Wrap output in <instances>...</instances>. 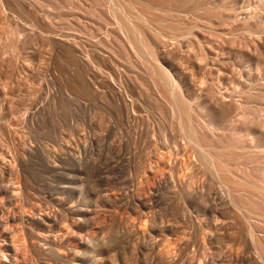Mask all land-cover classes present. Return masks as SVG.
Masks as SVG:
<instances>
[{"label":"rangeland","instance_id":"1","mask_svg":"<svg viewBox=\"0 0 264 264\" xmlns=\"http://www.w3.org/2000/svg\"><path fill=\"white\" fill-rule=\"evenodd\" d=\"M163 2H166L164 0H161ZM201 0H196V25L200 28H197L196 29V34H202V37L205 41V46L206 44H208L207 46H212L215 50V52L213 51V54L208 56L207 54H205V52H203V50L196 44V59L194 57H189V54L188 56L186 55V52L187 50L189 51V49L187 48H184L185 49V52H183L182 56H176V55H170L169 56V61L167 64H164L162 65L160 63V66H163L164 69H167L166 71H170V74L172 73V75H174V73L177 71V72H180V73H186V76L188 78V81L191 82L194 86L193 89H194V95H193V98L191 99L192 102H195L197 103L196 105H199V104H207V105H211L213 103L212 99H213V96H212V91L214 92H218V94L220 93V91H222L220 94H232V92H237V91H240V83L241 84H246L248 85L249 83L252 84V86H249V87H256L257 83L260 85V86H263L264 85V0H241V2L239 4H237V6H235L233 8V5H235L234 3L237 1V0H202L201 3H199ZM212 1V2H211ZM243 1V2H242ZM246 1V2H245ZM249 1V2H248ZM245 2V3H244ZM204 3V4H202ZM210 5H209V4ZM215 3V4H214ZM244 3V5H243ZM200 4V5H198ZM213 4V6H212ZM227 4V5H226ZM215 5H218V6H215ZM227 6L226 10L223 9V10H219V12L217 11V7H221L223 6L224 7ZM232 7H231V6ZM261 5V6H260ZM210 6V7H209ZM212 6V7H211ZM199 7V8H198ZM205 7L207 10H210L209 12L212 13V11H214L215 13V16H213L212 14H210L209 12L205 11L206 9L203 8ZM209 7V9H208ZM245 9H243V8ZM253 7V8H252ZM203 8V9H202ZM212 8V9H211ZM233 8V11L232 13L234 15L237 14L235 20H231L230 22L233 23V27H231L232 31L230 30V27L229 25H231L230 22L228 23H225L223 21V23H221V19H219L220 17H225L227 15V13L229 11H231L230 9ZM242 10H241V9ZM261 8V9H260ZM197 9H200L202 11H199ZM222 9V8H221ZM254 9V10H253ZM212 10V11H211ZM216 10V11H215ZM229 10V11H228ZM235 10V11H234ZM237 10V11H236ZM261 10V11H259ZM55 11V12H54ZM58 11H63V10H53L52 12H54V14H52V18H53V21L56 18V21L59 22L60 21V25H62L63 27H67L69 25H67L68 23H73L74 27L77 28V27H80L76 24V22H73L74 19H73V16L71 14V12L69 10H64L63 12H57ZM67 11V12H66ZM199 11V12H197ZM205 11V12H204ZM227 11V12H226ZM242 11V12H241ZM201 12L205 13V14H201ZM207 12V13H206ZM245 12V13H244ZM248 12V13H247ZM259 12V13H258ZM57 13V15H56ZM70 13V14H69ZM210 15H209V14ZM216 13H218L216 15ZM224 13V14H223ZM230 13V12H229ZM228 13V14H229ZM241 13L242 15H239ZM199 14V15H198ZM201 14V15H200ZM257 14V15H256ZM262 16H261V15ZM3 12H1L0 10V148H2V146H4L3 148L6 149L7 145H9L8 143H11L7 148L10 149V153L13 151L12 149H14L13 146H15V151L17 149L16 152H14L15 154H8L6 153L7 152V149L4 151L3 149H0L1 151L3 150L4 152L2 153H5L8 157H6L8 163L10 164H14L16 163L15 160H14V157H20V155L22 156L21 158H19L20 160L24 157L25 160L23 161V159L21 161H23L24 165H23V170L21 171L24 172L22 174H25V175H28V180L29 182L31 183V185L34 187L36 186L39 190L43 191V192H50L52 194H54L55 196H59V194L61 193H64V195L66 196L67 200H66V203L68 208H72L74 207L76 204H79L81 205L83 208H88V207H92L93 205H97L99 204L98 207V210L96 212H98L99 210L102 211L100 212L99 211V214L96 215L94 214V219H93V216H92V223L90 224V227L89 229H87V232L89 231V233H81L82 236L86 235V237L89 239L91 236L93 238H90L92 240H94L93 242L91 241L90 244H94L95 242V245L98 244V246H103L104 248L107 247V254L105 255H102L99 257L100 261L103 259L102 263L99 262V264H110L111 261L113 260H117L116 259V256L114 257L113 255L114 254H118L117 256L119 257L118 258V261L120 260V263L121 264H128V263H140V264H150V259H151V264H184L182 263L183 260H185V264H200V262H202L201 260H206V259H209L207 260L208 264H233L234 261L236 263L234 264H261L257 261V258L255 257V253L254 250H253V245H252V240L250 238H243L244 242L241 241V237H242V232L244 230V227H245V223L244 221L241 219V216L238 212H236L235 210L231 211L230 208H229V203L226 202L225 200H227L224 196H226L225 194V191L222 187H220V184L217 183V181L215 179H213L207 172L208 175H206V173L203 171H201L203 174V176L201 175V173L199 172H196L198 174H190V170L193 166L197 165L196 161L199 160L200 158V151L199 150H196L193 148V146H191L189 143V140L187 141V139H184V135H182V137L180 136V134H176V130H172L170 129V126L169 124L165 123L164 119H166L165 115L164 117L161 115L162 113H160V108L161 106L164 107V110L166 111L167 109V106H166V101L164 98H166V96L162 93L160 96V94L158 95V93L156 92L155 88L153 87L151 89L150 85H152V83L150 84V77H149V72H150V69L147 68L146 66H143L142 64H136L137 61H132L131 60V57L128 58V56H125V55H121L119 54L118 55V60L112 58V59H107L105 58L104 60L105 61H100V63H92V64H96L94 65L95 67H90L88 68V70L90 71H86L85 70V66L83 64H80V70L82 72H84V70L86 71V73L84 72V76L88 73L87 75V78L90 77V80L95 83V80L98 79V82H99V85L101 86V93L100 95H93L92 93H89V92H81L80 89L77 87V86H74L73 84L70 83V79L73 78V70L71 69V67H68L69 64L67 63V59L61 55H59L58 53H53L50 52L52 50L51 47V40L49 41L50 37L49 35H44L43 38L42 36H39V35H36V31L32 32L34 30V27H32L31 31L29 28H31V25H29V27H26L25 24H18L13 22L11 23L10 25H15V26H10L9 27V23L7 22V20H5V16H3ZM205 15V16H204ZM209 17H208V16ZM223 15V16H222ZM239 15V16H238ZM255 15V16H254ZM55 16V17H54ZM64 18H62V17ZM68 16V17H66ZM200 16V18H198ZM207 16V17H206ZM243 17V19H248V22L249 25H251L249 27V29H247V31H244L245 34L243 35H240L242 36V38L238 35L239 33H237V31L234 32V27L237 26V24L235 25L236 23V20H242L241 17ZM259 16V17H258ZM61 17V18H60ZM209 18V19H206V18ZM211 17V18H210ZM218 17V18H217ZM238 17V18H237ZM254 17V18H253ZM262 17V18H261ZM88 16H86V20H87ZM91 17L89 16L88 18V22L89 23H93L92 21H89ZM217 18V19H216ZM258 18V19H257ZM63 19V20H62ZM73 19V21H72ZM92 19V18H91ZM202 19H205L206 20V23L203 22ZM212 19L213 23L211 22L210 23V20ZM59 20V21H58ZM70 20V21H69ZM94 20V24H92L93 27H91V25H88L86 28H77V29H81L80 31L82 32V35H84L83 33H85V35L87 36L85 38V35L83 36L86 40L88 39V36L91 38V36H94L95 40L92 39L90 43H94V42H97L98 40H102L105 36L104 31L106 32V27L107 26H103L104 22L102 23V21L99 19H93ZM202 20V24H204V26L202 24H200L199 22ZM251 20V21H249ZM54 21V22H56ZM62 21V23H61ZM65 21V23H64ZM68 21V23H66ZM76 21V20H75ZM97 21V23H96ZM199 21V22H198ZM220 21V22H219ZM235 21V23H234ZM255 21V22H254ZM263 21V22H262ZM209 22V23H208ZM100 25H99V24ZM102 23V25H101ZM198 23V24H197ZM224 23L225 25L227 26V28L224 27ZM256 25H255V24ZM259 23V25H258ZM8 24V25H7ZM58 24V25H59ZM106 24V23H105ZM209 24V25H208ZM223 24V26H221ZM228 24V25H227ZM254 24V25H253ZM67 25V26H66ZM97 25V26H96ZM101 26V30L103 32H101V30H99V26ZM212 25V27H211ZM218 25H220L221 27H224L223 29H221V27H219ZM261 25V28L260 30H257L258 27ZM18 26V27H17ZM28 26V25H27ZM97 27V30H96V27ZM113 26V25H112ZM254 26V27H253ZM13 27H15V29H17L16 31H13L15 30ZM22 28L23 30L20 29V31L22 32H18V29L19 28ZM105 27V28H104ZM111 27V25L109 26ZM181 27V26H180ZM229 27V28H228ZM251 27H252V31L251 30ZM13 28V32L12 31H9ZM91 28V29H90ZM163 28V27H162ZM177 28H179V26H177ZM202 28V29H201ZM211 28V29H210ZM214 28V29H212ZM217 28V29H216ZM26 29V30H24ZM86 29V30H85ZM88 29V30H87ZM92 32V33L89 31ZM166 32L168 30H166V28H163ZM206 29V30H205ZM210 29V30H209ZM220 29V30H219ZM85 32H83V31ZM204 30L207 32V35L204 36L206 34V32H204ZM218 32H217V31ZM223 30V31H222ZM200 31H202L203 33H201ZM215 31V32H214ZM230 31V32H229ZM252 31V32H251ZM16 32V33H15ZM27 32V33H26ZM31 32V33H30ZM94 34V35H87V34ZM221 32V33H219ZM225 32V36L227 38H230L227 39V38H222V39H219V37H224V33ZM232 32V33H231ZM247 32V33H246ZM251 32V33H250ZM257 32V33H256ZM13 36H12V34ZM23 33V34H22ZM26 33V34H25ZM29 33V34H28ZM87 33V34H86ZM205 33V34H204ZM209 33H212L211 36H208ZM215 33V35H214ZM217 33H219L217 35ZM231 33V37H229L230 35L229 34ZM249 33V34H248ZM252 33H253V36H252ZM22 37H17L19 35ZM28 34V35H27ZM35 34V35H34ZM38 34V33H37ZM97 34V35H96ZM234 34H237V39L236 35ZM16 35V37H15ZM223 35V36H221ZM233 35V36H232ZM247 35V37H246ZM251 35V36H250ZM28 36V37H27ZM103 36V37H102ZM167 35H164L163 38L167 39V41L169 42V44L167 45L166 44V47L168 49L169 47V50H173L174 47L177 45L176 42H174L173 40H168V37L166 38ZM218 36V38H217ZM244 36V37H243ZM27 37V38H26ZM41 37V39H40ZM49 37V38H48ZM206 37V39H205ZM214 37V38H213ZM259 37V38H258ZM48 38V40H47ZM101 38V39H99ZM162 38V40H164ZM211 38V39H210ZM213 38V39H212ZM235 38V39H234ZM241 38V39H240ZM98 39V40H97ZM219 39V41H218ZM224 39V40H223ZM232 39V40H231ZM89 40V39H88ZM209 40V41H207ZM221 40V41H220ZM223 40V42H222ZM226 40V41H225ZM240 40H241V43H240ZM244 40V41H242ZM247 40V41H246ZM44 41V42H43ZM93 41V42H92ZM165 41V40H164ZM213 41V42H212ZM237 41V42H236ZM208 42V43H207ZM217 42V43H216ZM220 42V43H219ZM225 42V43H224ZM255 42V44H254ZM172 43V44H171ZM219 43V44H218ZM257 43V44H256ZM47 44V45H46ZM211 44V45H210ZM237 44V45H236ZM170 45V46H169ZM220 45V46H219ZM255 45V46H254ZM259 45V46H258ZM171 46H173L171 49ZM249 46V47H248ZM47 47V48H46ZM49 47V48H48ZM198 47V48H197ZM217 47V48H215ZM257 47V48H256ZM260 47V48H258ZM251 48V49H250ZM51 49V50H50ZM217 49V50H216ZM256 49H257V52H256ZM200 50V52H199ZM49 51V53H48ZM203 52V53H201ZM217 52V53H216ZM219 52V53H218ZM251 54V55H250ZM121 55V56H120ZM200 55V56H199ZM204 55V56H203ZM223 55V56H222ZM3 56V57H2ZM57 56V57H56ZM191 56V55H190ZM215 59H213L212 58ZM218 56V57H217ZM172 57V58H171ZM189 57V58H187ZM209 57V59H208ZM65 60H64V59ZM117 58V56H116ZM122 60L120 61L119 60ZM128 58V59H127ZM134 58V57H133ZM132 58V59H133ZM172 59V62H171V59ZM205 58V59H204ZM212 58V60H211ZM262 58V59H261ZM130 59V61H129ZM183 59V60H182ZM188 59V60H187ZM110 63H109V61ZM115 62H114V61ZM135 60V59H133ZM197 60H200V64L197 63L199 61ZM206 61V65L204 63H202L203 61ZM211 60V62H210ZM113 61V62H111ZM117 61V62H116ZM119 61V62H118ZM181 61V62H180ZM208 61L210 63H208ZM220 61L222 62L221 64L223 66H226L224 67L225 70L227 69L228 71H223V73H221L222 71H217V69H219L220 67L218 66L220 64ZM99 62V61H98ZM122 62V64H121ZM126 63V64H123ZM134 62V64H133ZM218 62V63H216ZM230 62V63H229ZM112 63H117L116 67L115 65L113 66ZM120 63V64H119ZM138 63V62H137ZM179 63V64H178ZM195 63L196 64V67H195ZM226 65H225V64ZM65 64V65H64ZM91 64V65H92ZM159 64V63H158ZM204 64V65H203ZM211 64V65H209ZM218 64V65H217ZM134 66V68L132 69V67ZM135 65H136V68L138 69L137 71H134L136 68H135ZM184 67H183V66ZM200 65V66H199ZM215 65H216V68H215ZM229 65V66H228ZM235 65V66H233ZM100 66V67H99ZM108 66V67H107ZM205 66V67H204ZM210 69H209V67ZM119 67V68H117ZM122 67V68H121ZM129 67V68H128ZM140 67V68H139ZM146 67V69H145ZM166 67V68H165ZM188 67V68H187ZM198 67V68H197ZM200 67V68H199ZM208 67V68H207ZM70 68V69H69ZM102 68V69H101ZM106 70H105V69ZM142 68V69H141ZM203 68V69H201ZM215 68V69H214ZM235 68V69H234ZM246 68V69H245ZM93 69H96L97 72H100V73H94L95 70L93 71ZM109 69V70H108ZM114 69V70H113ZM119 69V70H117ZM124 69V72L123 70ZM144 69V70H143ZM189 69V70H188ZM195 69V70H194ZM253 69V70H252ZM92 70V71H91ZM105 70V71H104ZM129 70H130V74H131V77L129 78L128 76L130 75L129 74ZM133 70V71H132ZM139 70L141 73H139ZM149 70V72L147 71ZM191 70V71H190ZM204 70V71H203ZM241 70V71H240ZM125 71L126 73H128L127 75H125ZM144 71V72H143ZM189 71V73H188ZM90 72V73H89ZM92 72V73H91ZM110 72V73H109ZM121 72V73H120ZM195 72H196V75H195ZM207 72V73H206ZM226 72V73H224ZM240 72V73H239ZM133 73V74H132ZM146 73V74H144ZM192 73V74H191ZM221 73V74H220ZM240 75H239V74ZM255 73V74H254ZM66 74V75H65ZM91 74V75H90ZM93 74V75H92ZM95 75V78L93 77ZM98 74L100 75V79H99V76ZM104 74V75H103ZM117 74V75H116ZM137 77H133L135 75ZM195 76H194V75ZM231 74V75H230ZM233 74H235V76H232ZM238 74V75H237ZM246 75L245 77V80L244 78L242 79V75ZM250 74V75H249ZM252 74V75H251ZM258 74V75H257ZM90 75V76H89ZM110 76V77H106V76ZM120 75V76H118ZM133 75V76H132ZM141 75V76H140ZM144 77H143V76ZM146 75V77H145ZM191 75V76H190ZM222 75V76H220ZM83 76V78H85ZM89 76V77H88ZM111 76L113 77H116L118 80H116L115 78V81H116V84H118V87L121 88L122 86L124 87L121 88L122 91H120L122 94L121 96L125 95V96H133V97H124L126 98V100L128 101L129 99L132 100V99H137V100H132V102H135L137 103V106L140 107L138 108L135 104H134V109L137 107V109H135L136 111V115H133V116H130V117H125L123 116L122 114V111H121V105H119V100L117 99V97L113 96V94L111 93H108L107 91V87L106 85H108V79L111 78ZM118 76V77H117ZM123 76V77H122ZM141 78H140V77ZM212 76V78H211ZM225 76V77H224ZM232 76V78H231ZM250 76V77H249ZM252 76V77H251ZM68 77H70L68 79ZM119 77L120 80H119ZM222 77V82L224 81V83L220 82L218 80L219 78ZM237 77H241L240 79H237ZM248 77V78H247ZM255 77V78H254ZM64 78V79H63ZM136 78V79H135ZM138 78V79H137ZM141 79V83L144 85L143 87L145 88H150L148 89L149 90V93L147 94V89L144 90L145 88H141L140 89V85H142L140 83V80ZM147 78V79H146ZM193 78V79H192ZM214 78V79H213ZM251 78V79H250ZM124 81H123V80ZM135 80L131 82V80ZM192 79V80H191ZM196 81H195V80ZM198 79V81H197ZM200 79V80H199ZM250 79V80H249ZM253 79V80H252ZM257 79V80H256ZM64 80V81H63ZM107 80V82H106ZM110 80V79H109ZM123 82H122V81ZM148 80V81H147ZM239 80V82H237ZM244 80V81H242ZM262 80V81H261ZM83 81H87V79H84ZM118 81H121V82H118ZM127 81V82H126ZM140 83H138V82ZM145 81V82H144ZM147 81V82H146ZM202 81V83H201ZM209 81V82H208ZM211 81V83H210ZM249 81V82H248ZM256 81V82H255ZM68 85H67V83ZM207 82V83H206ZM219 82V83H218ZM236 82H237V87L236 86ZM102 83V84H101ZM106 83V84H105ZM120 83V84H119ZM134 83V84H133ZM138 83V84H137ZM190 83V84H191ZM198 83V84H197ZM201 83V84H200ZM210 83V84H209ZM65 84V85H64ZM123 84V85H122ZM136 84V85H135ZM200 84V85H199ZM212 84V85H211ZM216 84V85H215ZM223 84V85H222ZM235 86H234V85ZM254 84V85H253ZM70 85V86H69ZM120 85V86H119ZM122 85V86H121ZM199 85V87H198ZM206 86V89H205V86ZM65 86V87H64ZM98 86V85H97ZM106 86V87H105ZM126 86V87H125ZM129 86V87H128ZM133 86V87H132ZM197 86V87H196ZM202 86V87H201ZM208 86V87H207ZM210 86V87H209ZM218 86V87H216ZM106 89V92L105 93V89ZM138 87V88H137ZM234 87V88H233ZM235 87H236V90H235ZM68 88V89H67ZM72 88V89H70ZM127 88V89H126ZM132 88V89H131ZM208 88V89H207ZM215 88V89H214ZM230 88V89H229ZM238 88V89H237ZM103 89V91H102ZM220 89V91H219ZM64 90V91H63ZM124 90H126L124 92ZM129 90V92L127 91ZM141 90V91H140ZM69 93H68V92ZM72 91L74 92L72 94ZM132 91V92H131ZM135 91V92H134ZM140 91V92H139ZM204 91V92H203ZM91 92V91H90ZM151 92H155V93H151ZM77 93V94H76ZM83 93V94H82ZM128 93V95H126ZM151 93V94H150ZM157 93V95H156ZM201 93V94H199ZM69 94V95H68ZM86 94V95H84ZM146 94V95H145ZM209 94V95H208ZM236 94V93H235ZM83 95V96H82ZM93 95V96H92ZM104 95H106L104 97ZM111 95V96H110ZM200 95V96H199ZM233 95V94H232ZM82 96V97H81ZM92 96V97H90ZM122 96V97H123ZM140 98H139V97ZM155 96V98H154ZM67 97V98H66ZM81 97V98H80ZM86 97V98H85ZM88 97L90 99H88ZM93 97H97V101L95 100V98ZM121 97V98H122ZM138 97V98H137ZM153 97V98H152ZM159 99V101H157V98ZM74 98V99H73ZM94 100H93V99ZM100 98V100H99ZM104 98V99H102ZM144 98V99H143ZM146 98V99H145ZM197 98V99H196ZM110 99V100H109ZM116 99V100H115ZM139 99V100H138ZM163 99V102L165 105H163V102L162 100ZM239 99L236 98V100ZM64 100V101H63ZM67 100V101H66ZM73 100V101H72ZM81 100V101H80ZM103 100V101H101ZM197 100V101H195ZM201 100H202V103H201ZM207 100V101H205ZM209 100V101H208ZM257 100V101H256ZM255 100V107L253 108H258L260 107V109H264V98H256ZM262 100V101H261ZM100 101V103H99ZM109 101V102H108ZM116 101V102H115ZM240 101V99L238 100ZM89 102V103H88ZM104 104H103V103ZM212 102V103H211ZM83 103H85L86 105H84ZM92 103V104H91ZM128 103H130L128 101ZM160 103V104H159ZM162 103V104H161ZM57 104V105H56ZM108 104V105H107ZM62 105V106H61ZM93 105V106H92ZM57 106V107H56ZM103 106V107H102ZM106 106V107H105ZM154 106V107H153ZM145 107H147L145 109ZM105 108V109H104ZM61 109V110H60ZM145 109V110H144ZM157 109V110H156ZM142 110V111H141ZM105 111V112H104ZM108 111V112H107ZM139 111V112H138ZM141 113V114H139ZM260 113H263L262 115H264V111L262 110V112ZM105 114V115H103ZM110 114V115H109ZM144 114V115H143ZM107 115V116H106ZM139 116L140 118V122H139V119H135L134 117L136 116ZM236 115H238L236 117ZM261 115V114H260ZM261 115V116H262ZM96 116V117H95ZM119 116V117H118ZM137 116V117H138ZM142 116V118H141ZM154 118H152V117ZM145 117V118H144ZM148 117V118H147ZM151 119H150V118ZM163 117V118H162ZM264 116H262L263 118ZM96 118V119H95ZM118 120H117V119ZM120 118V120H119ZM131 118L133 120H131ZM225 123L228 124V126H243V123L241 121V117L239 116V113L237 114H233L232 116H226L225 117ZM231 118V119H230ZM235 118V120H234ZM239 118V119H238ZM123 119V121H122ZM125 119V120H124ZM127 119V120H126ZM129 119V120H128ZM156 119V120H155ZM230 119V120H229ZM111 120V121H109ZM160 120V121H159ZM238 120V121H236ZM139 122V125L138 122L136 123H132V122ZM152 121V122H151ZM232 121V122H231ZM124 122V123H123ZM128 122V123H127ZM163 122V124H162ZM231 122V123H230ZM237 124H235V123ZM123 123V124H122ZM159 123V124H158ZM165 123V125H164ZM242 123V124H241ZM10 124V125H9ZM122 124V125H121ZM232 124V125H231ZM102 125V126H101ZM124 125V126H123ZM160 125V127H159ZM164 125V126H163ZM75 126V127H74ZM101 126V127H100ZM141 126V127H140ZM143 126V127H142ZM167 126V127H166ZM6 127V128H5ZM130 127V128H129ZM140 127V128H139ZM166 127V129H165ZM113 128V129H112ZM139 128V129H138ZM148 128V129H147ZM145 129V130H144ZM162 129H164L165 132H167V134H162L160 132V130L162 131ZM128 130V131H127ZM156 130V131H155ZM145 131V132H144ZM155 131V132H154ZM174 131V133H173ZM88 132V133H87ZM100 132V133H99ZM105 132V133H104ZM144 134H143V133ZM87 133V134H86ZM121 133V134H120ZM138 133V134H137ZM161 133V134H160ZM5 134V136H3ZM12 134V136H11ZM14 134V135H13ZM16 134V135H15ZM89 134V135H88ZM142 134V135H141ZM10 138H14V141L13 142H10L11 140L8 139V137ZM72 135V136H70ZM165 135V136H164ZM176 135V137H175ZM200 135V139H203L202 137L204 136L203 134H199ZM223 135L225 134H216V140L215 141H209L207 142L208 140H206V143L205 146L208 148H212V144H213V147L215 146V148L217 149H220V147H222L220 150H224L226 149L224 152H229V156H227V152L226 154L223 153L222 151V154L221 156L225 159V161L228 163L229 162V166L231 169L234 170L233 166L235 167V169H237L238 171L240 172H245L247 170V172H245L244 174L243 173H238L237 170L234 171V175H236V177L240 178L241 175L243 174L244 176L245 175H248L247 177H249V179L253 180V179H257L258 182L260 180V183L262 185H264V172L262 170H264V152H262L260 154V152H257V153H253L254 155L257 154V155H253L251 152H256L258 150L254 149L252 146H254V140H258L259 137L261 134H250V138L246 139V140H243L244 138H247V135L249 134H244L242 136L236 134L234 136H236L235 138L237 140H240L238 141L237 143V140L233 137V134H227L228 136L225 135V137H223ZM246 135V137H245ZM85 136H89L91 138V140H88L87 137L86 140H82V139H85L84 137ZM102 136V137H101ZM122 138H120V137ZM149 136V137H148ZM157 136V138L155 137ZM220 136V137H219ZM253 136V137H251ZM2 137V138H1ZM5 139H4V138ZM16 137V139H15ZM74 139H73V138ZM82 140H80L79 139ZM82 137V138H81ZM153 137V138H151ZM178 137V138H177ZM233 137V138H232ZM240 137H243V138H240ZM27 138V139H26ZM71 138V139H70ZM89 138V139H90ZM174 138H177L174 139ZM179 138H182V139H179ZM217 138H220V141H218L219 139ZM228 138V139H227ZM239 138V139H238ZM253 141H252V139ZM22 139V140H20ZM64 139V140H63ZM67 139V140H66ZM116 139V140H115ZM123 141H122V140ZM145 139V140H144ZM233 139V140H232ZM3 140H7L6 142H4ZM10 140V141H9ZM70 140V141H69ZM73 140V141H72ZM74 140L75 143H74ZM156 140V141H155ZM185 141L187 143V145L183 142ZM223 140V141H221ZM228 140V141H227ZM232 140V141H230ZM247 140H250L252 141V145H250ZM9 141V142H8ZM24 141V142H23ZM27 141V143H26ZM62 141V142H61ZM65 141H67L65 143ZM71 143V145L68 143ZM80 141V142H78ZM85 141V142H84ZM92 143H90V142ZM122 143H121V142ZM154 141V142H153ZM160 141V142H159ZM166 141V142H164ZM176 141L177 144L174 142ZM181 141V142H180ZM202 141H205V139H203ZM224 141H225V144H224ZM234 141V142H233ZM3 142H4V145H3ZM20 143V146L18 145V143ZM65 144L62 146V144ZM64 142V143H63ZM76 142H78L79 144H77ZM88 144H87V143ZM115 142V143H114ZM157 142V143H156ZM169 142V143H168ZM210 142H214V143H210ZM223 142V143H222ZM241 142V143H240ZM17 143V144H16ZM86 145L84 148L83 144ZM122 146H121V144ZM183 143V144H182ZM203 143V142H202ZM234 143V144H233ZM246 143L248 145H246ZM75 144V145H73ZM81 145L79 148V146L77 145ZM119 144L121 146V148L119 147ZM147 144V145H146ZM172 144H173V147L174 149L177 150V148H179L176 152L174 149H172ZM190 146H189V145ZM210 144V145H209ZM221 144V145H220ZM223 144V145H222ZM232 144V147L229 146ZM240 144V145H239ZM246 145L247 146V151L246 153L244 154L243 152H239L237 151V147L238 145L241 146V145ZM12 145V146H11ZM26 147H24V146ZM32 145V146H31ZM47 149H46V147ZM48 145V146H47ZM67 145H70V146H67ZM83 145V146H82ZM90 145V147H88ZM94 145V147H93ZM158 145V146H157ZM177 147H175V146ZM178 145V146H177ZM181 145V146H179ZM186 145V147L183 146ZM250 145V146H249ZM11 146V148H10ZM34 146V147H33ZM60 146V147H59ZM64 146H67V147H64ZM75 146V148H74ZM189 146V147H188ZM203 146H204V143H203ZM219 146V147H218ZM224 146V147H223ZM229 146V147H228ZM249 146V147H248ZM20 147V148H19ZM31 147V148H30ZM50 147V148H49ZM62 147V148H61ZM71 147V149H70ZM158 147V148H157ZM185 149V151L182 149ZM192 147V148H191ZM205 147V148H206ZM234 150V152H230L232 151V149ZM235 147V148H234ZM72 148H74L72 150ZM79 148V149H78ZM90 148V149H89ZM144 148V149H143ZM155 148V149H154ZM170 150V154H168L167 150L168 149ZM191 148V149H190ZM224 148V149H223ZM253 148V150H256V151H249V149ZM20 149V150H18ZM29 149V151H28ZM31 149V150H30ZM48 150L47 152L45 151ZM62 149V150H60ZM68 149V150H67ZM81 149V150H80ZM84 149L85 152H84ZM117 149V150H116ZM122 149V150H121ZM165 149V150H164ZM190 149V150H189ZM193 149V150H192ZM230 149V150H228ZM44 150V151H42ZM80 150V152H79ZM93 150V151H92ZM120 150V151H119ZM132 150V151H131ZM181 152H180V151ZM186 150H188L189 154H187L188 156H185L186 155ZM196 150V151H195ZM241 150V149H239ZM0 151V152H1ZM8 151V152H9ZM19 151H22L21 153ZM36 151V152H35ZM119 151V152H117ZM160 151H163V154H161L162 158L160 157ZM173 151V153L175 154H172L171 152ZM192 151V152H191ZM197 151H198V155L199 157L197 156ZM249 151V153H248ZM27 152V153H26ZM43 152V153H42ZM72 152L74 154H72ZM91 152V154L89 153ZM117 152V153H116ZM165 152V153H164ZM185 155H184V153ZM194 152V153H193ZM25 153V154H24ZM30 153V154H29ZM66 153V154H65ZM68 153V154H67ZM86 153V154H85ZM89 153V154H88ZM148 153V154H147ZM159 153V154H158ZM196 153V154H195ZM233 153V154H232ZM24 154V155H23ZM32 154V155H31ZM37 154V155H36ZM46 154V156L44 155ZM64 154V155H63ZM76 154V155H75ZM88 154V155H87ZM146 154V155H145ZM165 154V155H164ZM168 156H167V155ZM178 154V155H177ZM192 154H195L192 155ZM242 154V155H241ZM259 154V155H258ZM28 157H26V156ZM53 155V156H51ZM69 157V161H68V157ZM73 155L76 156V159L77 161L74 160L75 156L73 157ZM79 155V156H77ZM87 155V157L85 156ZM141 155H145L144 158L143 156ZM148 155V156H147ZM158 155V156H157ZM178 157H177V156ZM181 155V156H180ZM241 155V156H240ZM250 155V156H249ZM35 156V158H34ZM51 156V157H50ZM54 156H58L57 158L54 157ZM83 156V157H82ZM90 156V157H89ZM123 156V157H121ZM157 156V157H156ZM165 156V157H164ZM177 157V158H174V157ZM183 156V157H182ZM192 156V157H190ZM227 156V157H225ZM236 158H235V157ZM247 156V157H246ZM249 156V157H248ZM254 156V157H253ZM13 157V158H12ZM62 157V158H61ZM101 157V158H100ZM142 157V158H141ZM168 157V159H167ZM172 157V158H170ZM183 159V161L180 159V158ZM190 158L191 161H190ZM196 157V158H194ZM198 157V158H197ZM242 157V158H241ZM259 157V158H258ZM48 158L50 160H48ZM54 158V160H53ZM64 158V160H63ZM78 158H81V159H78ZM84 158H86V160H84ZM114 158V159H113ZM125 158V160H124ZM148 158V161L146 162ZM230 158V159H229ZM250 158V159H249ZM6 159L4 160L5 162L3 164H5L7 161ZM93 159V160H92ZM106 159V160H105ZM110 159L113 161L111 162ZM123 159V160H122ZM135 159V160H134ZM140 159V160H139ZM165 159H167L166 161H170L169 163L165 161ZM171 159V160H169ZM173 159V160H172ZM175 159V160H174ZM178 159V161H182V163L184 161V163H180V161L178 162L177 161V164L174 165L176 163V160ZM185 159V160H184ZM196 161H193L195 160ZM14 160V161H12ZM51 160H53L54 162H56V164H54V162H52ZM56 160V161H55ZM81 160V162H80ZM96 160V161H95ZM116 160V161H115ZM142 160V161H141ZM154 160V161H153ZM162 160V161H161ZM228 160H232V161H228ZM253 160V165L251 166V162ZM11 161V162H10ZM60 161V162H59ZM65 161V162H64ZM85 163H84V162ZM103 161V162H102ZM110 161V162H109ZM115 161V163H114ZM139 161L140 162V165H139ZM174 161V162H173ZM190 161V162H189ZM255 161V162H254ZM263 161V162H261ZM18 162V161H17ZM50 162V164H49ZM73 164H72V163ZM78 162V164H77ZM80 162V163H79ZM108 162V167L106 166ZM120 165H119V163ZM128 162V163H127ZM157 162V163H156ZM173 162V164L171 163ZM192 162V163H191ZM261 162V163H260ZM6 163V164H8ZM58 163V165H57ZM76 163V164H75ZM105 163V164H104ZM118 163V164H117ZM151 163V164H150ZM167 163V164H166ZM180 163V164H179ZM192 165H190V164ZM195 163V164H194ZM232 163V164H231ZM255 163V164H254ZM1 164L0 165V168L1 166L3 165ZM69 164V165H68ZM80 164V165H79ZM82 164V165H81ZM116 166H115V165ZM145 164V167H143ZM187 164V166H186ZM234 164V165H233ZM237 164V165H236ZM250 164V165H249ZM256 164L257 167H256ZM16 166V168L20 169L19 166H17L18 164H14ZM28 165V166H27ZM52 165V167L50 166ZM54 165V166H53ZM65 165V166H64ZM74 165H77V166H74ZM112 165V166H111ZM143 165V166H142ZM160 165V166H159ZM162 165V166H161ZM181 167H183V165L185 166V168L183 167V170ZM190 165V166H189ZM232 165V167H231ZM240 165V167L238 166ZM261 165V166H260ZM13 166V165H12ZM49 166V167H48ZM82 166V167H81ZM84 166V167H83ZM110 166V167H109ZM118 166V167H117ZM136 166V167H135ZM142 168H140V167ZM154 166V167H153ZM156 166V167H155ZM166 166H170V167H167ZM242 166V167H241ZM253 168H251V167ZM27 167V169H26ZM102 167V168H101ZM120 167V168H119ZM123 167V168H122ZM128 167V169H126ZM132 167H133V170H132ZM174 167V169H173ZM178 167H180V171H178ZM186 167H187V170H186ZM239 167V168H238ZM263 167V168H262ZM63 168V169H62ZM67 168V170L65 169ZM75 168V169H74ZM84 168V169H83ZM105 168V169H104ZM111 168V169H109ZM122 168V169H121ZM152 170H151V169ZM246 168V169H245ZM250 170H249V169ZM261 168V169H259ZM83 171H82V170ZM101 169V170H100ZM109 171H108V170ZM114 169V170H113ZM135 169V170H134ZM140 169V170H139ZM164 169H166L168 172H164ZM186 171H185V170ZM190 169V170H189ZM26 170V171H25ZM54 170V171H53ZM75 172H74V171ZM128 170V171H127ZM159 170V171H157ZM163 170V172H161ZM232 170V171H233ZM1 171V170H0ZM48 171V172H47ZM64 171V172H63ZM73 171V172H72ZM114 171V172H113ZM130 171H131V174H130ZM134 173H133V172ZM141 171V173H140ZM144 171V173H143ZM153 171V172H152ZM170 171V173H169ZM173 171V172H172ZM178 171V173H177ZM183 171V172H182ZM184 171L187 173V171L189 173H184ZM262 173H261V172ZM32 173L33 174H28V173ZM52 172V173H51ZM60 173V176H59V173ZM69 172V173H68ZM100 172V173H99ZM103 172V173H102ZM113 172V173H112ZM125 172V173H124ZM128 172V173H127ZM137 172V173H136ZM158 172V173H157ZM251 172V174L249 175V173ZM1 173V172H0ZM74 173V174H73ZM110 175H109V174ZM140 173V174H139ZM146 173V174H145ZM163 173V175H161ZM165 173V174H164ZM173 175H172V174ZM181 174H185L187 177H185V175L183 176L184 178H182V175ZM53 176H52V175ZM58 174V175H57ZM104 174V175H103ZM115 174V175H113ZM137 176H134L136 175ZM148 174V175H147ZM176 174V175H175ZM239 174V175H238ZM241 174V175H240ZM23 175L24 177H27ZM31 175V176H30ZM57 175V176H56ZM77 175V177H76ZM107 175L111 176L109 179L107 178ZM118 175L116 178L115 176ZM127 175V176H126ZM133 175V176H132ZM141 175H144L143 177ZM147 175V176H146ZM167 175V176H166ZM171 175L173 176V178L175 179V183H168L167 184V187L166 185L164 184L165 183V180H169V178L171 177ZM178 175V176H177ZM195 175L197 176H201L203 178L199 179L198 177H196ZM242 175V176H243ZM22 175H20L21 177ZM72 178H70V177ZM73 176V177H72ZM105 176V178H104ZM108 176V177H109ZM113 176V177H112ZM132 176V177H131ZM141 176V179L140 178H137ZM231 175V177H233ZM252 176V177H251ZM257 176V177H256ZM259 176V177H258ZM261 176H263V178H261ZM62 177V178H61ZM75 177V178H74ZM100 177V178H99ZM128 179H127V178ZM135 177V179H134ZM178 177V178H177ZM193 177V178H192ZM195 177V178H194ZM70 178V179H69ZM78 178V179H77ZM99 178V179H98ZM108 182H107V180ZM112 178V179H111ZM160 178V179H159ZM164 178V179H163ZM182 178V179H180ZM187 178V179H185ZM17 179V177L15 178ZM34 179V180H33ZM37 179V180H36ZM101 179V180H100ZM104 179V180H103ZM116 179V181H115ZM122 181V179L125 181H123L124 183H126L128 181L129 182H133V184H135L134 187H136L138 190H134V194L136 192V196L135 199L137 200L139 198V200H135L134 197L133 199L135 200H132V207L136 209H139L138 208V205L140 204V202H142L143 200V203L147 204V208H145V216H144V213L142 214L143 215V218H146L147 219H143L142 220V215L140 216L141 217V220L140 217L139 218H136L135 215H133L132 213L129 214L130 212L127 211L126 213L124 212L125 210H130L129 207H126L125 205L123 207H125V209L123 207H116V204H117V201L115 203V198H113V196L116 194L117 195V184L118 182L119 183H122L119 181ZM126 179V180H125ZM132 179V180H130ZM158 179V180H157ZM194 179V180H192ZM197 179V181H196ZM111 180V181H110ZM141 180H144L141 182ZM156 180V181H155ZM160 180V181H159ZM177 180V181H176ZM186 180V183L184 182ZM192 182H191V181ZM199 180V181H198ZM202 180V181H201ZM159 181V183H158ZM182 181V182H181ZM190 181V184L189 182ZM263 181V182H262ZM33 182V183H32ZM48 182V183H47ZM51 182V183H50ZM104 182V183H103ZM113 182V183H111ZM146 182V183H145ZM188 182V183H187ZM195 182V184L193 183ZM45 183V185H44ZM54 183V184H53ZM73 183V184H72ZM107 183V184H106ZM116 185H115V184ZM138 183V184H137ZM142 183V184H140ZM161 183V184H160ZM180 183V186L178 187ZM200 183V184H199ZM204 183V184H203ZM259 183V184H260ZM49 184V185H48ZM63 184V185H61ZM65 184V185H64ZM72 184V185H71ZM81 186H80V185ZM111 184L115 187V190L116 192H113V189L114 187L111 186ZM137 184V186H136ZM140 184V185H139ZM156 184V185H155ZM160 184V185H159ZM163 184V185H162ZM173 184V185H172ZM189 184L188 187H190V185L192 184L191 188H188L186 187L187 185ZM53 185V186H52ZM98 185H103L101 190H100V187L101 186H98ZM145 185V186H144ZM150 185V186H148ZM170 185V186H169ZM177 187H176V186ZM213 185V186H212ZM66 186V188L64 187ZM70 186V187H68ZM80 186V187H79ZM83 186V187H82ZM105 186V188H104ZM109 186V187H108ZM138 186H141V187H138ZM153 186V187H152ZM157 188H156V187ZM160 186V187H158ZM162 186V187H161ZM173 186V187H172ZM198 186V187H197ZM112 189V192H111V188ZM133 187V189H134ZM145 187V189H144ZM155 187V189H154ZM203 187V188H202ZM207 187V188H206ZM60 188V189H59ZM72 188V189H71ZM80 188V189H78ZM82 188V189H81ZM99 188V189H98ZM110 188V190H108ZM139 188H143L141 190H139ZM159 188V189H158ZM168 188V189H167ZM170 188V189H169ZM177 190H175V189ZM202 188V189H200ZM211 188V189H210ZM104 189V191H103ZM157 189V190H156ZM64 190V191H63ZM144 190V191H143ZM155 190V191H154ZM164 190V191H163ZM171 190V191H170ZM175 190V191H174ZM190 190V192H189ZM200 190V191H199ZM205 190V192H204ZM108 193V191H110L108 193V197H109V200H111L110 202L108 201V203L104 200H102L101 198V193L100 192H106ZM141 192L139 195H137V192ZM168 191V192H167ZM202 191V192H201ZM54 192V193H53ZM138 192V193H139ZM152 192L154 194H152ZM205 194H204V193ZM210 192V193H209ZM224 192V193H223ZM83 193V194H81ZM90 193V194H89ZM111 193V194H110ZM114 195H113V194ZM201 193V194H200ZM67 194V195H66ZM87 194V195H86ZM168 194V195H167ZM203 194V195H202ZM211 194V195H210ZM225 194V195H224ZM63 195V196H64ZM82 195V196H81ZM86 197H85V196ZM113 195V196H112ZM158 195V196H157ZM138 196V197H137ZM157 197V198H156ZM200 197V198H199ZM204 197V198H203ZM221 197V198H220ZM87 198V199H86ZM94 198V199H93ZM111 198V199H110ZM148 198V199H147ZM193 198V199H192ZM225 200H224V199ZM81 199V201H80ZM84 199V200H83ZM113 199V200H112ZM142 199V200H141ZM69 200V201H68ZM87 200V201H86ZM94 200H99V201H96L94 202ZM147 200V201H146ZM224 200V201H223ZM76 203H75V202ZM93 201V202H92ZM145 201V202H144ZM223 201V202H222ZM228 201V200H227ZM69 202V203H68ZM82 202V203H81ZM101 202V203H100ZM137 202V203H136ZM215 202H216V205H215ZM227 204H226V203ZM71 203V204H70ZM75 203L73 206L72 204ZM134 203V204H133ZM220 203V204H219ZM34 204V203H33ZM32 203L30 205L27 206V208L23 209V215H21V217H26V219H33L34 220V216H35V213H34V209L32 210V208H34V205ZM101 204V205H100ZM107 204V205H106ZM111 204V205H110ZM115 206H114V205ZM150 204V205H149ZM107 207L105 210L104 206ZM110 205V206H109ZM134 205V206H133ZM155 205V206H154ZM157 205V206H156ZM214 205V206H213ZM223 205V206H222ZM228 205L227 208H225L226 206ZM86 206V207H85ZM101 206V207H100ZM150 206V207H149ZM153 206V207H152ZM215 206L216 209L218 208V210L215 209ZM219 206V207H218ZM225 206V207H224ZM57 206H55L56 208ZM113 207V208H112ZM55 208H53V210H56ZM59 208V207H58ZM100 208V209H99ZM109 208V209H108ZM114 211H112L111 210ZM123 209V210H119L121 211L119 213L116 212V209ZM128 208V209H127ZM157 208V209H155ZM185 208V210H184ZM221 210H220V209ZM104 209V211H103ZM155 209V210H154ZM223 210V213L220 212ZM151 210L149 212V214L152 216H150L148 214V211ZM154 210V211H153ZM108 211V213H106ZM110 211V213H109ZM124 212V214L122 215V213ZM230 213H229V212ZM112 212V213H111ZM117 214H116V213ZM154 212V213H153ZM157 212V213H156ZM237 214H236V213ZM45 213L46 212H43L41 211L39 214L40 217H43L45 216ZM129 215H128V214ZM227 213V214H226ZM233 213V214H231ZM107 217H106V215ZM111 214H116V216L114 215H111ZM127 214V215H126ZM223 214L225 216H223ZM230 214V215H229ZM105 215V216H104ZM119 215V216H118ZM121 215V217H120ZM131 215V218L129 217ZM135 218H133V216ZM147 215V216H146ZM154 215V216H153ZM216 215V216H215ZM229 215V216H228ZM239 215V216H238ZM97 216V217H95ZM113 219H112V217ZM194 216H197V217H194ZM232 216V217H231ZM238 216V217H237ZM72 217V216H71ZM70 219H67L66 221V224H62V226L60 227L59 226V230H57L58 232H51V233H42L41 236L43 238H49L51 239V237L56 236L57 235V239L55 237L56 240H59L61 237L62 239H65V242L63 240V242H65V246L66 248H68V246L70 245L71 247V250L70 248H68V250L66 249H63L61 250V254L63 253L64 250H66V252L68 253V251H73L74 250V242H81L83 239V237H80V232L81 230H79L77 227H78V224H80V220H81V217H73ZM111 217V218H110ZM126 217V218H125ZM130 219L129 221H125V220H128V218ZM155 217V218H154ZM218 217V218H217ZM240 217L241 220H238L237 218ZM37 218V216L35 217ZM39 218V217H38ZM98 218V219H96ZM120 218V219H119ZM148 218L150 219V221L148 220ZM154 218V219H153ZM157 218V219H156ZM199 218V220H198ZM107 219V220H106ZM122 219V220H121ZM138 220V221H135ZM232 219V220H231ZM236 219V220H235ZM97 220V222H96ZM198 220V222H197ZM202 220V221H201ZM217 222V224H215V221ZM220 220H223V223H225L224 225H227V228H230V230H228L227 228H225L226 226L224 225H219L220 224ZM235 220V221H234ZM238 220V221H237ZM118 221V222H117ZM121 221V222H120ZM141 221V222H140ZM145 221V222H144ZM154 221V222H153ZM164 221V222H163ZM175 221V223L177 224V226L175 225H172L173 222ZM212 221V222H211ZM229 221V222H227ZM126 222V223H125ZM136 222V223H135ZM140 222V223H139ZM142 222L143 225L141 224ZM156 222V223H155ZM171 222V223H170ZM186 222V223H185ZM193 222V223H192ZM197 222V223H195ZM202 222V223H201ZM219 222V223H218ZM233 222V223H231ZM236 222V223H234ZM240 224H239V223ZM30 222H28L26 225L27 227H29L28 229L32 230L31 228V224H29ZM94 223V225H93ZM101 223V225H100ZM115 223V224H114ZM128 223V224H127ZM139 223V225H138ZM152 225H151V224ZM154 223V224H153ZM158 225H155L157 224ZM164 223V224H163ZM184 223V224H183ZM189 223V224H188ZM228 223V224H227ZM231 223V224H230ZM21 224V221H12L9 223V226H7V228L5 226L0 227V261H3L5 263H14L16 264L17 262L14 260V257L11 256L10 253H8L7 251H5V249L7 247H9V245L11 246H15L17 244V242L19 241H23L24 237H23V233L21 232V229H19V225ZM69 224V227H67ZM162 225L161 226H159ZM168 224V226H167ZM169 224H171L172 226H170ZM179 224L181 227H179ZM199 224V225H198ZM71 225V226H70ZM124 225V226H123ZM129 225V226H128ZM151 225V226H150ZM229 225V226H228ZM1 226V225H0ZM73 226V232L78 230L77 232L73 233L71 232V228ZM93 226V227H92ZM102 226L101 228H97ZM105 226V227H104ZM127 226V227H126ZM153 226V227H152ZM159 226V227H157ZM164 226V227H163ZM176 226V227H175ZM233 226V228H232ZM235 226V227H234ZM239 226V227H238ZM241 226V228H240ZM5 227V228H4ZM133 227V228H132ZM137 227V228H136ZM178 227V228H177ZM184 227V228H183ZM188 227V228H187ZM195 227L197 229H195ZM70 228V229H69ZM94 228V229H93ZM97 228V229H96ZM132 228V229H131ZM139 228V229H138ZM161 228V230H160ZM172 228L173 231H172ZM186 228V229H185ZM220 228V229H219ZM236 228V230L234 229ZM141 229V231H140ZM188 229V230H187ZM201 229V230H200ZM233 229V230H232ZM94 231V233L92 231ZM99 230V231H98ZM175 230V231H174ZM186 230V231H185ZM209 230V231H208ZM214 230H217V235L214 237V239H209L208 238V234H210L211 232H214ZM240 230V231H239ZM147 231V233L145 232ZM150 231V232H149ZM182 231V232H181ZM211 231V232H210ZM222 231H224L225 233L223 234L222 236ZM232 231V232H231ZM234 231V232H233ZM237 231V233H236ZM98 232V233H97ZM103 232V233H102ZM137 232V233H135ZM184 232V233H183ZM193 232V233H192ZM226 232H229V235L228 233L226 234ZM241 232V233H240ZM64 233L66 234V236L64 235ZM77 233H79L80 235H78ZM113 233V234H112ZM139 233V234H138ZM151 233V234H150ZM183 233V234H182ZM230 233H233L232 236ZM236 233V235H235ZM88 234L90 236H88ZM92 234V235H91ZM93 234L95 235L93 236ZM98 234V235H97ZM134 234V236L132 235ZM144 234L143 236H146L145 238L140 235ZM146 234V235H145ZM190 234V235H188ZM45 235V236H44ZM47 235V237H46ZM51 235V236H50ZM140 237H139V236ZM149 235H153L152 238H154L153 241H155V243L150 239V236ZM155 235V236H154ZM64 236V238H63ZM112 236V237H110ZM184 236V237H183ZM188 236V237H187ZM189 236H192V237H189ZM225 236V237H224ZM86 237H84V240H88ZM186 237V238H185ZM196 237V238H195ZM204 237V238H203ZM228 237V238H227ZM122 238V239H121ZM137 238V239H136ZM157 238H159L157 240ZM166 238V239H165ZM181 238V239H180ZM184 240V243L182 245V240ZM188 238L191 240H188ZM208 238V239H207ZM223 238V239H222ZM100 239L101 242L98 240ZM103 239V240H102ZM119 239V240H118ZM124 239V240H123ZM143 239V240H141ZM162 239V241L164 243H162V241H160ZM179 239V240H178ZM204 239V240H203ZM239 239V240H238ZM246 239V240H245ZM61 240V239H60ZM85 240V241H86ZM95 240H98L96 243ZM104 240L106 241H109L107 243H110L108 245H106L104 243ZM166 240V241H165ZM169 240V241H168ZM238 240V241H237ZM70 241V242H69ZM105 241V242H106ZM121 241V242H120ZM141 241V242H140ZM146 241V242H145ZM149 241L151 244H149ZM152 241V242H151ZM160 241V242H159ZM181 241V242H180ZM187 241L189 242V244L187 243ZM193 241V242H192ZM205 241V242H204ZM237 241V242H236ZM73 242V243H72ZM126 242V243H125ZM136 242V243H135ZM146 246H145V244ZM158 242V243H157ZM168 242V243H167ZM178 242V243H177ZM196 243V246H195V243ZM199 242V243H198ZM204 242V243H203ZM224 242V243H223ZM246 242V243H245ZM102 243V244H101ZM104 243V245H103ZM135 243V244H134ZM154 243L156 246L154 248L153 244ZM160 243H161V246H160ZM167 245H166V244ZM180 243V244H179ZM232 243H234L232 245ZM242 243V244H241ZM136 246H134V245ZM164 244V245H163ZM193 244V245H191ZM203 244V245H202ZM237 244V245H236ZM94 245V246H95ZM106 245V246H105ZM113 245V246H112ZM126 245V246H125ZM133 245V246H132ZM151 245L153 247H151ZM185 245V246H184ZM192 247H190V246ZM244 245V246H243ZM23 246V245H22ZM64 246V248H65ZM92 246V245H91ZM108 246H110L108 248ZM149 246V248H148ZM161 247V251H157V250H160V247ZM174 247L172 248V247ZM178 248H177V247ZM236 246H237V249H236ZM242 246V247H241ZM159 247V249H158ZM182 247V248H181ZM186 247V248H184ZM196 247V248H195ZM207 247V248H205ZM235 247V248H234ZM244 247V248H243ZM26 248V247H25ZM22 247V249L19 251V254L23 253L22 257L24 258H21V255L20 258L21 260H26L24 261L25 264H29L32 263L34 264V254L30 251L27 250V248L25 249ZM113 248H115L113 250ZM164 248V249H162ZM167 248V250H166ZM180 248V250H178ZM191 248V249H190ZM234 248V250H233ZM241 249V251L243 252H240L239 250ZM112 249V250H111ZM130 249V250H129ZM137 249V253H136V250ZM150 249V250H149ZM153 249V250H152ZM156 249V250H154ZM170 249H174L175 252L177 251V256L180 258L177 260V256H175V252L174 250H170ZM205 249V250H204ZM239 249V250H238ZM133 250V251H132ZM135 250V251H134ZM163 250V252H162ZM167 251L166 254L164 251ZM170 250V251H169ZM195 251V253L192 255V253ZM202 250V251H200ZM6 253H5V252ZM120 251V252H119ZM128 251V252H127ZM131 251V252H130ZM139 251V252H138ZM143 251V252H142ZM186 251V252H185ZM206 254H205V252ZM238 251V252H237ZM29 252V253H28ZM64 252V253H66ZM114 252V254L112 253ZM124 252H127V256L129 258H125V254H122ZM133 252V253H132ZM150 252V253H148ZM173 254H172V253ZM180 252V253H179ZM185 252V253H184ZM190 252V254H189ZM202 252V253H201ZM231 252H234V253H231ZM61 255L64 257V255H69L68 254H64ZM136 253V254H135ZM139 253V254H138ZM145 253V254H144ZM157 253V255H155ZM158 253L159 256L161 254H165L164 255H161V256H164L165 257V261L163 259H160L162 258L161 256L158 258ZM172 254V255H169ZM188 253V254H187ZM229 253V254H228ZM240 253V255H239ZM33 254V255H32ZM111 254V256H110ZM131 254H134V257L136 255V258L135 260L137 259L138 255L140 257V260H139V257H138V260L139 261H135L134 258ZM150 254H151V258H150ZM169 255L168 256V259L166 257V255ZM181 254V255H180ZM200 258L197 259L196 258V255ZM206 256V257H204ZM220 254V255H219ZM224 254V255H222ZM226 254V255H225ZM233 254V255H232ZM27 255V256H26ZM125 255V256H124ZM238 255V256H237ZM29 256V257H28ZM65 256V257H67ZM115 258V259H112L110 260V258ZM113 256V257H112ZM124 256V257H123ZM146 256H148L147 258V262L146 259H144ZM156 256V261L155 263L154 262V257ZM171 256V258L169 259V257ZM188 256V257H186ZM211 256V257H210ZM213 256V257H212ZM221 256V257H220ZM234 256V257H232ZM238 258H237V257ZM240 256V257H239ZM248 256V257H247ZM31 257V258H30ZM107 257V258H106ZM163 257V258H164ZM175 257V259H173ZM177 257V258H176ZM192 257V258H191ZM252 257V259H251ZM28 258V259H27ZM30 258V259H29ZM183 258V259H182ZM188 258V259H187ZM232 258L235 260H232ZM244 258V259H243ZM248 258V259H247ZM256 258V259H255ZM33 259V261H32ZM108 259V260H107ZM153 259V261H152ZM173 259V260H172ZM193 259V260H191ZM196 259V261H195ZM215 259V260H214ZM219 259V260H218ZM228 259V260H227ZM239 259V261H238ZM31 260V262H30ZM134 260V261H133ZM173 261L174 263L172 262H167V261ZM177 260V262L175 263V261ZM204 260V264H207L206 261ZM212 260H214V262H212ZM225 260V261H224ZM231 260V262H230ZM241 260V261H240ZM117 261V262H118ZM127 263H126V262ZM130 261V262H129ZM133 261V262H132ZM189 261H192V262H189ZM115 261V263H117ZM143 262V263H141ZM194 262V263H193ZM216 262V263H215ZM233 262V263H232ZM254 262V263H253ZM138 263V264H139ZM88 264H92V261H89ZM203 264V263H202Z\"/></svg>","mask_w":264,"mask_h":264},{"label":"bare ground","instance_id":"2","mask_svg":"<svg viewBox=\"0 0 264 264\" xmlns=\"http://www.w3.org/2000/svg\"><path fill=\"white\" fill-rule=\"evenodd\" d=\"M164 1H166V2H163V1H161V0H0V10H1V12H3V16H5V20H7V22L9 23V27L10 26H15V25H10L11 23H13V22H15V23H17V25L19 24H25L26 25V27H29V25H31V28H29L30 29V31H31V29H32V27H34V30L32 31V32H34V31H36V35H39V36H44V35H49V37H50V39H49V41L51 40V47L50 48H52V50L50 51V52H54L55 54L56 53H58L59 55H61V56H63V57H65L66 59H67V63L69 64V66L68 67H71V69L73 70V73H74V75H73V78H71L69 81H70V83L71 84H73L74 86H77L79 89H80V91L81 92H83L84 91V93L85 92H89V93H92L93 95H100V93H101V86L99 85V82H98V79H96L95 80V83H93L91 80H90V75L88 76L89 78H87V75H88V73L84 76V72L86 73V71L88 70V68H90V67H95L94 65H96V64H92V63H100V61H105L104 59L105 58H109V59H112V58H114V59H116V60H118V55L119 54H123V55H125V56H128V58L129 57H131V60L132 61H137L136 62V64H137V66H138V64L140 63V64H142L143 66H146L147 68H149L150 69V72H149V70H147L148 72H149V77H150V84L152 83V85L153 86H151L150 85V87H151V89L154 87L155 88V90H156V92L158 93V95L160 94V96H162L161 94L163 93L165 96H166V98H164L165 99V103H166V106H167V110L165 111L164 110V107L163 106H161V108L159 109L160 110V113H162L161 115L164 117V115H165V117H166V119H164V121H165V123H167V124H169V126H170V129H172V130H176L177 132H176V134H180V136L182 137V135H184V137L185 138H183V140L184 139H187V141L189 140V144L191 145V146H193V148L194 149H196V150H199L200 151V154L198 153V151H197V156L199 157V155H200V158H199V160H197L196 161V159L195 160H193V161H196V163H197V165H195V166H193L192 164H190V163H188V164H190V165H192L193 167L191 168V170H190V174L192 175V174H195L196 172H198V170H199V172L201 173V175L203 174L201 171H203L204 170V172L206 173H208L213 179H215L216 181H217V183H219L220 184V187H222L223 189H224V191H225V194H226V196H224V198L225 197H227L226 199L228 200H225L224 198V200L226 201V202H228L229 203V208H230V210L231 211H233V210H235L236 212H238L239 214H240V216H241V219L244 221V223H245V227H244V230H243V232L241 233L242 234V237H241V241H243L244 242V240H243V238L245 237V238H250L251 240H252V247H253V250H254V252L253 253H255V257L257 258V261L259 262V263H261V264H264V185H262L261 183H260V180H259V182H258V180L256 179H253V180H251V179H249V177H247L248 175H243L245 172H247V170L243 173V172H240V171H238L237 169H235V167L233 166V168H234V170L233 169H231L230 168V164H229V162L227 163L226 161H225V159L221 156V154H222V151H223V153H225L226 154V152H224L226 149H224V150H220L222 147H220V149H217V148H215V146L213 147V144H212V148H207L206 146H205V144L207 143V142H209V141H215L216 140V137H218V136H216V134L218 135H222V134H225L226 136H228L227 134H233V137L235 138L236 136H234V135H236V134H238V135H240V136H242V135H244V134H249V135H247V138H244L243 140H246V139H248V138H250V134H261L259 137H257V138H259L257 141L256 140H254L253 141V139H252V141L254 142V146H252L254 149H256V150H258V151H256V150H253V148H252V150H251V148L249 149V151H256V152H251L252 154L253 153H257V152H260V154L262 153V152H264V117L262 118V116H264V115H262L263 113H260V112H262V110L264 111V109H260V107H259V109L258 108H253V107H255L256 105H255V100H256V98L258 99V98H264V85L263 86H260L258 83H257V85H256V87H249V86H252V84H248V85H246V84H241L240 83V91H237V92H232V94H220L222 91H220V89H219V91H220V93L218 94V92H214V91H212L211 93H212V96H213V99H212V101H213V103L211 104V105H207V104H199V105H196L197 103H195V102H192L191 101V99L193 98V95H194V89H193V87L194 86H192L193 84L191 83V82H189L188 81V78H187V76H186V73L184 74V73H180V72H175L174 73V75H172V73L170 74V71L168 72V71H166L167 69H164V67L163 66H160V63L162 64V65H164V64H167L168 63V61H169V56L170 55H176V56H182L184 53L183 52H185V49L184 48H187V49H189V51L187 50V52H186V55L188 56V54H189V57H194L195 59H196V51H197V49H196V44L203 50V52H205V54H207L208 56H210V55H212L213 54V51L215 50L212 46H207L208 44H206V46H205V41H204V39H203V37H202V34L200 35V34H196V29L197 28H199L197 25H196V0H164ZM202 1V0H201ZM201 1L199 2V3H201ZM230 1V0H229ZM247 1V0H246ZM245 1V2H246ZM203 2V1H202ZM212 2V1H211ZM241 2V0H237L234 4L235 5H233V8L235 7V6H237V4H239ZM243 2V1H242ZM244 2V3H245ZM249 2V1H248ZM244 3H243V5H244ZM202 4H204V3H202ZM209 4V3H208ZM215 4V3H214ZM198 5H200V4H198ZM210 5V4H209ZM227 5V4H226ZM212 6H213V4H212ZM211 6V7H212ZM215 6H218V5H215ZM231 6V5H230ZM261 6V5H260ZM210 7V6H209ZM209 7H208V9H209ZM232 7V6H231ZM199 8V7H198ZM203 8H205V7H203ZM202 8V9H203ZM222 8V9H221ZM226 8H227V6H225L224 5V7L223 6H221V7H217L216 9H217V11L219 12V10H223V9H225L226 10ZM233 8L232 9H230L231 11H229L228 13H227V15L225 16V17H220L219 19H221V23H223V21L225 22V23H228V22H230L231 20H235V18H236V16H237V14L236 15H234L233 13H232V11H233ZM243 8V7H242ZM253 8V7H252ZM206 9V8H205ZM212 9V8H211ZM241 9V8H240ZM244 9V8H243ZM261 9V8H260ZM53 10H69L70 12H71V14H72V16H73V19H74V21H73V19H72V21L73 22H76V24L78 25V26H80V27H82V28H86L88 25H91V27H93L92 26V24H94L95 22H94V20L93 19H99V21L101 20L102 21V23L104 22V24H103V26L105 25V26H107L105 29H106V32L104 31V33L103 34H105V36H104V38L102 39V40H98L97 42H94V43H90L91 42V40L92 39H94L95 37L94 36H91V37H93V38H91L90 39V37L88 36V39L86 40L85 38L87 37L86 35H85V33H83L84 35H85V38L83 37L84 35H82V32L80 31L81 29H77V28H80V27H77V28H75L73 25V23H68V21L66 22V23H68L67 25H69V26H67L66 28L65 27H63L62 25H60L59 23H60V21L59 22H57L56 21V18L57 17H55V19H54V21H56V22H54L53 21V18H52V14H54V12H52ZM197 10H199V11H202V10H200V9H197ZM242 10V9H241ZM245 10V9H244ZM254 10V9H253ZM63 11H61V12H63ZM199 11H197V12H199ZM205 11H207V12H209L210 10H205ZM204 11V12H205ZM212 11V10H211ZM216 11V10H215ZM224 11V10H223ZM235 11V10H234ZM237 11V10H236ZM259 11H261V10H259ZM57 12V11H56ZM58 12H60V11H58ZM57 12V13H58ZM60 12V13H61ZM65 12V11H64ZM67 12V11H66ZM206 12V13H207ZM227 12V11H226ZM242 12V11H241ZM262 12V11H261ZM57 13H56V15H57ZM200 13V12H199ZM203 12H201V14H202ZM210 14H212L213 16H215V12L214 11H212V13L211 12H209ZM208 13V14H209ZM245 13V12H244ZM248 13V12H247ZM259 13V12H258ZM263 13V12H262ZM59 14V13H58ZM70 14V13H69ZM200 14V15H201ZM203 14H205V13H203ZM202 14V15H203ZM209 14V15H210ZM218 13H216V15H217ZM224 14V13H223ZM239 14V13H238ZM199 15V14H198ZM206 15V14H205ZM204 15V16H205ZM239 15H242L241 13L239 14ZM238 15V16H239ZM257 15V14H256ZM261 15V14H260ZM58 16V15H57ZM86 16H88V18H89V16L92 18H90L89 19V21H92L93 23H89L87 20H88V18H87V20H86ZM208 16V15H207ZM206 16V17H207ZM223 16V15H222ZM255 16V15H254ZM262 16V15H261ZM62 17V16H61ZM60 17V18H61ZM66 17H68V16H66ZM205 17V18H206ZM209 17V16H208ZM216 17V16H215ZM241 17V16H240ZM259 17V16H258ZM62 18H64V17H62ZM198 18H200V16L198 17ZM211 18V17H210ZM218 18V17H217ZM216 18V19H217ZM238 18V17H237ZM254 18V17H253ZM262 18V17H261ZM206 19H209V18H206ZM241 19L242 20H236V23H235V21H234V23H235V25L237 24V26H235L234 28V32L235 31H237V33H239L238 35L240 36V35H244L245 34V32L244 31H247V29H249V27L251 26V25H249V23L250 22H248V19H243V17H241ZM258 19V18H257ZM63 20V19H62ZM76 20V21H75ZM203 20V22H205L206 23V20L205 19H202ZM202 20L199 22L200 24H202ZM70 21V20H69ZM249 21H251V20H249ZM211 22L213 23V21H212V19L210 20V23L209 24H211ZM220 22V21H219ZM255 22V21H254ZM263 22V21H262ZM61 23H62V21H61ZM64 23H65V21H64ZM96 23H97V21H96ZM102 23H101V25H102ZM106 23V24H105ZM225 23H224V27L225 28H227V26L225 25ZM231 23V25H229V27L230 26H232L233 25V23L232 22H230ZM59 24V25H58ZM99 24V23H98ZM198 24V23H197ZM208 24V25H209ZM214 24V23H213ZM255 24V23H254ZM253 24V25H254ZM257 24V23H256ZM255 24V25H256ZM8 25V24H7ZM18 25V26H19ZM28 25V26H27ZM95 25V24H94ZM100 25V24H99ZM98 25V26H99ZM111 25V27H109ZM113 25V26H112ZM203 26H204V24H202ZM228 25V24H227ZM258 25H259V23H258ZM17 26V27H18ZM97 26V25H96ZM95 26V27H96ZM177 26H179V28H177ZM181 26V27H180ZM219 27H221V26H223V24L220 26V25H218ZM234 26V25H233ZM232 26V27H233ZM16 27V26H15ZM15 27H13L14 29H15ZM100 28H99V30H101L102 28H101V26H99ZM166 28V30H168L167 32L163 29V28ZM205 27V26H204ZM211 27H212V25H211ZM224 27H221V29H223ZM228 27V28H229ZM254 27V26H253ZM13 28L10 30V28H9V30H8V32L9 31H12L13 30ZM224 28V29H225ZM260 28H261V25L258 27V29L257 30H260ZM20 29L21 30H23L21 27L18 29V32L17 33H19V32H22V31H20ZM91 29V28H90ZM90 29H89V31H90ZM200 29V28H199ZM202 29V28H201ZM211 29V28H210ZM209 29V30H210ZM212 29H214V28H212ZM217 29V28H216ZM223 29V30H224ZM17 29H15V30H13V31H16ZM24 30H26V29H24ZM86 30V29H85ZM88 30V29H87ZM96 30H97V27H96ZM206 30V29H205ZM204 30V32H206ZM220 30V29H219ZM222 30V31H223ZM230 30L232 31V29H231V27H230ZM251 30H252V27H251ZM254 30V29H253ZM252 30V31H253ZM12 31V32H13ZM83 31V30H82ZM93 31H95V30H93ZM92 31V32H93ZM102 30H101V32H103ZM217 31V30H216ZM251 31V32H252ZM255 31V30H254ZM253 31V32H254ZM83 32H85V31H83ZM91 32V31H90ZM89 32V33H90ZM91 32V33H92ZM201 33H203L202 31H200ZM215 32V31H214ZM218 32V31H217ZM230 32V31H229ZM250 32V33H251ZM16 33V32H15ZM27 33V32H26ZM25 33V34H26ZM31 33V32H30ZM38 33V34H37ZM87 34V35H94V34ZM219 33H221V32H219ZM219 33H217V35L219 34ZM232 33V32H231ZM231 33L229 34L230 36L229 37H231ZM247 33V32H246ZM257 33V32H256ZM12 34V33H11ZM14 34V33H13ZM13 34H12V36H13ZM23 34V33H22ZM24 34V35H25ZM29 34V33H28ZM27 34V35H28ZM34 34V35H35ZM205 34V33H204ZM211 34L212 33H209V35L208 36H210V37H212L211 36ZM222 34H224V37H219V39H222V38H227L226 36H225V32L224 33H222ZM249 34V33H248ZM17 35H19V34H17ZM24 35H22V36H24ZM97 35V34H96ZM164 35H167L166 36V38L168 37V40L170 39V40H173L174 42H176L177 43V45L174 47V49L172 48L173 46H171V49H173V50H169V47H168V49H167V47H166V44L168 43L169 44V42L167 41V39H165V38H163L164 37ZM207 35V32H206V34L204 35V36H206ZM214 35H215V33H214ZM234 35H236V36H234V37H236V39H237V34H234ZM22 36H17V37H22ZM26 36V35H25ZM45 36V37H46ZM221 36H223V35H221ZM233 36V35H232ZM251 36V35H250ZM252 36H253V33H252ZM15 37H16V35H15ZM28 37V36H27ZM26 37V38H27ZM45 37H43V38H45ZM48 37V38H49ZM103 37V36H102ZM241 38H242V36H240ZM244 37V36H243ZM246 37H247V35H246ZM264 37V36H263ZM48 38H47V40H48ZM97 38V37H96ZM95 38V39H96ZM162 38L165 40H162ZM214 38V37H213ZM212 38V39H213ZM217 38H218V36H217ZM239 38V37H238ZM240 38V39H241ZM259 38V37H258ZM40 39H41V37H40ZM94 39V40H95ZM99 39H101V38H99ZM205 39H206V37H205ZM211 39V38H210ZM219 39H218V41H219ZM227 39H229L230 40V38H227ZM235 39V38H234ZM224 40V39H223ZM223 40H222V42H223ZM232 40V39H231ZM96 41V40H95ZM207 41H209V40H207ZM221 41V40H220ZM226 41V40H225ZM242 41H244V40H242ZM247 41V40H246ZM44 42V41H43ZM93 42V41H92ZM213 42V41H212ZM237 42V41H236ZM208 43V42H207ZM217 43V42H216ZM220 43V42H219ZM218 43V44H219ZM225 43V42H224ZM240 43H241V40H240ZM167 44V45H168ZM172 44V43H171ZM254 44H255V42H254ZM257 44V43H256ZM47 45V44H46ZM211 45V44H210ZM237 45V44H236ZM170 46V45H169ZM220 46V45H219ZM255 46V45H254ZM259 46V45H258ZM249 47V46H248ZM47 48V47H46ZM49 48V47H48ZM198 48V47H197ZM215 48H217V47H215ZM257 48V47H256ZM258 48H260V47H258ZM251 49V48H250ZM217 50V49H216ZM52 52V53H53ZM199 52H200V50H199ZM203 52H201V53H203ZM215 52V51H214ZM256 52H257V49H256ZM48 53H49V51H48ZM183 53V54H182ZM217 53V52H216ZM219 53V52H218ZM258 53V52H257ZM120 55V56H121ZM185 55V54H184ZM183 55V56H184ZM191 55V56H190ZM251 55V54H250ZM116 56H117V58H116ZM200 56V55H199ZM204 56V55H203ZM223 56V55H222ZM3 57V56H2ZM57 57V56H56ZM134 57V58H133ZM189 57H187V58H189ZM218 57V56H217ZM127 58V59H128ZM135 59V60H133V59ZM172 58V57H171ZM170 58V59H171ZM212 58H213V56H212ZM212 58H211V60H212ZM64 59V58H63ZM205 59V58H204ZM208 59H209V57H208ZM214 59V58H213ZM262 59V58H261ZM65 60V59H64ZM119 60H120V58H119ZM183 60V59H182ZM188 60V59H187ZM211 60H210V62H211ZM215 60V59H214ZM1 61V60H0ZM99 61V62H98ZM109 61V60H108ZM114 61V60H113ZM113 61H111V62H113ZM120 61H122V60H120ZM129 61H130V59H129ZM197 61H199V62H197V63H199L200 64V60H197ZM203 61V60H202ZM207 61V60H206ZM206 61H203L202 63H206ZM213 61V60H212ZM115 62V61H114ZM117 62V61H116ZM119 62V61H118ZM171 62H172V59H171ZM181 62V61H180ZM209 61H208V63H210ZM109 63H110V61H109ZM159 63V64H158ZM197 63H195V67H196V64ZM204 63V64H205ZM216 63H218V62H216ZM222 62L220 61V64L218 65L220 68L219 69H217L216 68V65H215V68L217 69V71H222L221 73H223V71L225 70V68L224 67H226V66H223L222 64H221ZM230 63V62H229ZM80 64H83L85 67V70H84V72H82L81 70H83V69H81L80 70V68L81 67H83V66H81L80 67ZM92 64V65H91ZM117 63H112V65L114 66L115 65V67L118 65H116ZM120 64V63H119ZM121 64H122V62H121ZM123 64H126V63H124L123 62ZM133 64H134V62H133ZM179 64V63H178ZM203 64V65H204ZM225 64V63H224ZM65 65V64H64ZM201 65V64H200ZM199 65V66H200ZM206 65V64H205ZM209 65H211V64H209ZM226 65V64H225ZM119 66V65H118ZM133 66V65H132ZM183 66V65H182ZM229 66V65H228ZM233 66H235V65H233ZM100 67V66H99ZM108 67V66H107ZM146 67H145V69H146ZM184 67V66H183ZM205 67V66H204ZM209 67V66H208ZM207 67V68H208ZM211 67V66H210ZM210 67H209V69H210ZM236 67V66H235ZM117 68H119V67H117ZM122 68V67H121ZM129 68V67H128ZM134 68V66L132 67V69ZM135 68H136V65H135ZM140 68V67H139ZM166 68V67H165ZM188 68V67H187ZM198 68V67H197ZM200 68V67H199ZM214 68V69H215ZM70 69V68H69ZM102 69V68H101ZM105 69V68H104ZM142 69V68H141ZM201 69H203V68H201ZM224 69V70H223ZM235 69V68H234ZM246 69V68H245ZM95 70V72L94 73H96L97 71H96V69H93V71ZM106 70V69H105ZM104 70V71H105ZM109 70V69H108ZM114 70V69H113ZM117 70H119V69H117ZM123 70V72H124V69H122ZM138 69L136 68L134 71H137ZM144 70V69H143ZM189 70V69H188ZM195 70V69H194ZM253 70V69H252ZM88 71H90V70H88ZM92 71V70H91ZM133 71V70H132ZM191 71V70H190ZM204 71V70H203ZM225 71H228L227 69L225 70ZM241 71V70H240ZM144 72V71H143ZM90 73V72H89ZM92 73V72H91ZM97 73H100V72H97ZM110 73V72H109ZM121 73V72H120ZM131 72H130V70H129V74H130ZM139 73H141L140 72V70H139ZM188 73H189V71H188ZM207 73V72H206ZM220 73V74H221ZM224 73H226V72H224ZM240 73V72H239ZM238 73V74H239ZM128 73H126V71H125V75H127ZM133 74V73H132ZM144 74H146V73H144ZM192 74V73H191ZM237 74V75H238ZM255 74V73H254ZM66 75V74H65ZM93 75V74H92ZM95 75L96 74H94V78H95ZM101 75V74H100ZM100 75L98 74V76H99V79H100ZM104 75V74H103ZM117 75V74H116ZM135 75V74H134ZM137 75V74H136ZM133 76V77H137V76ZM194 75V74H193ZM195 75H196V72H195ZM194 75V76H195ZM231 75V74H230ZM240 75V74H239ZM250 75V74H249ZM252 75V74H251ZM258 75V74H257ZM83 76L85 77V78H83ZM118 76H120V75H118ZM117 76V77H118ZM141 76V75H140ZM139 76V77H140ZM143 76V75H142ZM191 76V75H190ZM220 76H222V75H220ZM232 76H235V74H233ZM232 76H231V78H232ZM96 77H97V75H96ZM106 77H110L109 75L108 76H106ZM123 77V76H122ZM129 78L131 77V74L128 76ZM144 77V76H143ZM145 77H146V75H145ZM225 77V76H224ZM245 77H246V75L244 74V75H242V79L244 78V80H245ZM250 77V76H249ZM252 77V76H251ZM70 77H68V79H69ZM115 78L116 77H113V76H111V78H109L108 79V85H106V86H108L106 89H107V91H108V93H111V94H113V96L115 95L116 97H117V99L119 100V105H121V111H122V114H123V116H125V117H130V116H133V115H136V111H135V109H137V107L139 106H137V103H135V102H132V100H134V99H132V100H128L130 103H128V101L126 100V98L127 97H129V96H121V94L123 93V91H122V89L121 88H123L124 89V87L122 86L121 88H119L118 87V84H116V81H115ZM120 78L121 77H119V80H120ZM141 78V77H140ZM139 78V79H140ZM211 78H212V76H211ZM219 78V77H218ZM235 78H236V76H235ZM241 77H237V79H240ZM248 78V77H247ZM255 78V77H254ZM64 79V78H63ZM84 79H87V81H83ZM136 79V78H135ZM138 79V78H137ZM147 79V78H146ZM193 79V78H192ZM191 79V80H192ZM214 79V78H213ZM220 79H221V81H220ZM225 79V78H224ZM224 79H222V77L221 78H219L218 80L220 81V82H222V80H224ZM251 79V78H250ZM249 79V80H250ZM116 80H118L117 78H116ZM123 80V79H122ZM121 80V81H122ZM131 80V79H130ZM195 80V79H194ZM200 80V79H199ZM241 80V79H240ZM244 80H242V81H244ZM253 80V79H252ZM257 80V79H256ZM64 81V80H63ZM121 81H118V82H121ZM124 81V80H123ZM122 81V82H123ZM132 81H134L135 82V80H131V82L130 83H132ZM138 81H140V83H141V79L140 80H138ZM137 81V82H138ZM148 81V80H147ZM146 81V82H147ZM196 81V80H195ZM197 81H198V79H197ZM225 81V80H224ZM224 81L222 82V83H224ZM262 81V80H261ZM106 82H107V80H106ZM127 82V81H126ZM145 82V81H144ZM199 82V81H198ZM209 82V81H208ZM237 82H239V80L237 81ZM237 82H236V86L238 85L237 84ZM249 82V81H248ZM256 82V81H255ZM67 83V82H66ZM139 83V82H138ZM137 83V84H138ZM139 83V84H140ZM191 83V84H190ZM201 83H202V81H201ZM200 83V84H201ZM207 83V82H206ZM210 83H211V81H210ZM209 83V84H210ZM219 83V82H218ZM102 84V83H101ZM106 84V83H105ZM120 84V83H119ZM134 84V83H133ZM142 84V83H141ZM198 84V83H197ZM199 84V85H200ZM65 85V84H64ZM67 85H68V83H67ZM98 85V86H97ZM136 85V84H135ZM145 85V84H144ZM143 84L142 85H140L141 87H140V89L144 86ZM199 85H198V87H199ZM212 85V84H211ZM216 85V84H215ZM223 85V84H222ZM234 85V84H233ZM254 85V84H253ZM70 86V85H69ZM105 86V87H106ZM120 86V85H119ZM205 86V85H204ZM235 86V85H234ZM65 87V86H64ZM105 87H104V89H105ZM126 87V86H125ZM129 87V86H128ZM133 87V86H132ZM145 87H146V85H145ZM145 87H143V88H145ZM197 87V86H196ZM202 87V86H201ZM208 87V86H207ZM210 87V86H209ZM216 87H218V86H216ZM238 87V86H237ZM138 88V87H137ZM219 88V87H218ZM234 88V87H233ZM239 88V87H238ZM237 88V89H238ZM68 89V88H67ZM70 89H72V88H70ZM106 89H105V93H107L106 92ZM127 89V88H126ZM132 89V88H131ZM147 89V94L149 93V90L148 89H150L149 87L148 88H145L144 90H146ZM150 89V90H151ZM205 89H206V86H205ZM208 89V88H207ZM215 89V88H214ZM230 89V88H229ZM235 90H236V87H235ZM64 91V90H63ZM91 91V92H90ZM102 91H103V89H102ZM120 91H122V93L120 92ZM126 90H124V92H125ZM128 92H129V90H127ZM141 91V90H140ZM139 91V92H140ZM68 92V91H67ZM132 92V91H131ZM135 92V91H134ZM204 92V91H203ZM69 93V92H68ZM74 92L72 91V94H73ZM151 93H155V92H151ZM150 93V94H151ZM157 93H156V95H157ZM236 93V94H235ZM77 94V93H76ZM83 94V93H82ZM123 94H125V93H123ZM199 94H201V93H199ZM69 95V94H68ZM84 95H86V94H84ZM92 95V96H93ZM126 95H128V93L126 94ZM146 95V94H145ZM209 95V94H208ZM83 96V95H82ZM81 96V97H82ZM92 96H90V97H92ZM106 95H104V97H105ZM111 96V95H110ZM115 96H114V98H115ZM200 96V95H199ZM80 97V98H81ZM122 97V98H121ZM124 97H126V98H124ZM130 97H133V96H130ZM129 97V98H130ZM139 97V96H138ZM137 97V98H138ZM239 97V99H240V101H238L239 99H237L236 100V98H238ZM67 98V97H66ZM86 98V97H85ZM93 98H95V100L97 101V97H93ZM92 98V99H93ZM106 98V97H105ZM140 98V97H139ZM153 98V97H152ZM154 98H155V96H154ZM157 98V97H156ZM74 99V98H73ZM88 99H90L89 97H88ZM102 99H104V98H102ZM144 99V98H143ZM146 99V98H145ZM197 99V98H196ZM94 100V99H93ZM99 100H100V98H99ZM110 100V99H109ZM116 100V99H115ZM135 100H137V99H135ZM134 100V101H135ZM139 100V99H138ZM162 100V102H163V99H161ZM64 101V100H63ZM67 101V100H66ZM73 101V100H72ZM81 101V100H80ZM101 101H103V100H101ZM157 101H159V99L157 98ZM195 101H197V100H195ZM205 101H207V100H205ZM209 101V100H208ZM257 101V100H256ZM262 101V100H261ZM109 102V101H108ZM116 102V101H115ZM160 102V101H159ZM198 102V101H197ZM89 103V102H88ZM99 103H100V101H99ZM103 103V102H102ZM201 103H202V100H201ZM84 105H86L85 103H83ZM92 104V103H91ZM104 104V103H103ZM134 104L137 106L135 109H134ZM160 104V103H159ZM162 104V103H161ZM57 105V104H56ZM108 105V104H107ZM163 105H165L164 104V102H163ZM255 105V106H254ZM62 106V105H61ZM93 106V105H92ZM258 106V105H257ZM256 106V107H257ZM57 107V106H56ZM103 107V106H102ZM106 107V106H105ZM154 107V106H153ZM138 108H140V107H138ZM147 107H145V109H146ZM105 109V108H104ZM144 109V110H145ZM61 110V109H60ZM157 110V109H156ZM142 111V110H141ZM105 112V111H104ZM108 112V111H107ZM139 112V111H138ZM238 114L239 113V116L241 117V121H242V123H243V126H228L227 127V125L228 124H226L225 123V117L226 116H232L233 114ZM139 114H141V113H139ZM262 116H261V115ZM103 115H105V114H103ZM110 115V114H109ZM144 115V114H143ZM107 116V115H106ZM138 116V115H137ZM134 117L135 119H139V122H140V118H139V116L138 117ZM238 115H236V117H237ZM96 117V116H95ZM119 117V116H118ZM152 117V116H151ZM162 117V118H163ZM133 118V119H134ZM141 118H142V116H141ZM145 118V117H144ZM148 118V117H147ZM150 118V117H149ZM153 118V117H152ZM96 119V118H95ZM117 119V118H116ZM132 118H131V120H133ZM151 119V118H150ZM154 119V118H153ZM231 119V118H230ZM229 119V120H230ZM239 119V118H238ZM118 120V119H117ZM119 120H120V118H119ZM125 120V119H124ZM127 120V119H126ZM129 120V119H128ZM156 120V119H155ZM234 120H235V118H234ZM109 121H111V120H109ZM122 121H123V119H122ZM160 121V120H159ZM236 121H238V120H236ZM136 122V121H135ZM134 121L132 122V123H135ZM138 122V121H137ZM136 122V123H137ZM139 122H138V124L137 125H139ZM152 122V121H151ZM232 122V121H231ZM230 122V123H231ZM124 123V122H123ZM122 123V124H123ZM128 123V122H127ZM165 123H164V125H165ZM235 123V122H234ZM241 123V124H242ZM121 124V125H122ZM159 124V123H158ZM162 124H163V122H162ZM235 124H237V123H235ZM10 125V124H9ZM163 125V126H164ZM232 125V124H231ZM102 126V125H101ZM100 126V127H101ZM124 126V125H123ZM75 127V126H74ZM141 127V126H140ZM139 127V128H140ZM143 127V126H142ZM159 127H160V125H159ZM167 127V126H166ZM166 127H165V129H166ZM6 128V127H5ZM130 128V127H129ZM138 128V129H139ZM113 129V128H112ZM148 129V128H147ZM145 130V129H144ZM128 131V130H127ZM156 131V130H155ZM154 131V132H155ZM174 131H173V133H174ZM145 132V131H144ZM160 132L162 133V134H167V132H165L164 131V129H162V131L160 130ZM88 133V132H87ZM86 133V134H87ZM100 133V132H99ZM105 133V132H104ZM143 133V132H142ZM160 133V134H161ZM121 134V133H120ZM138 134V133H137ZM144 134V133H143ZM182 134V135H181ZM199 134H203L204 136L202 137L203 139H205V141H202L203 139H200V135ZM242 134V135H241ZM14 135V134H13ZM16 135V134H15ZM89 135V134H88ZM142 135V134H141ZM225 135H223V137H225ZM3 136H5V134L3 135ZM7 136V135H6ZM9 136V135H8ZM7 136V137H8ZM11 136H12V134H11ZM10 136V137H11ZM70 136H72V135H70ZM165 136V135H164ZM10 137H8V139H12V138H10ZM84 137V136H83ZM87 137H89V136H85L84 138L85 139H82V140H86V138ZM102 137V136H101ZM120 137V136H119ZM149 137V136H148ZM155 137V136H154ZM175 137H176V135H175ZM187 137V138H186ZM220 137V136H219ZM232 137V138H233ZM245 137H246V135H245ZM251 137H253V136H251ZM2 138V137H1ZM4 138V137H3ZM6 138V137H5ZM4 138V139H5ZM73 138V137H72ZM82 138V137H81ZM90 138V137H89ZM89 138H87L88 140H91V138L89 139ZM120 138H122V137H120ZM151 138H153V137H151ZM155 138H157V136L155 137ZM178 138V137H177ZM177 138H174V139H176L177 140ZM182 138H179V139H182ZM226 138V137H225ZM240 138H243V137H240ZM254 138V137H253ZM7 139V138H6ZM15 139H16V137H15ZM27 139V138H26ZM71 139V138H70ZM74 139V138H73ZM79 139H80V137H79ZM154 139V138H153ZM158 139V138H157ZM217 139H219L218 141H220V138H217ZM228 139V138H227ZM236 139V138H235ZM239 139V138H238ZM1 140V139H0ZM9 140V141H10ZM13 140H14V138L10 141V142H13ZM20 140H22V139H20ZM64 140V139H63ZM67 140V139H66ZM81 140V139H80ZM81 140V141H82ZM88 140H86V141H88ZM116 140V139H115ZM122 140V139H121ZM124 140V139H123ZM122 140V141H123ZM145 140V139H144ZM182 140V141H183ZM206 140H208L207 142H206ZM233 140V139H232ZM232 140H230V141H232ZM237 140V139H236ZM241 140V139H240ZM240 140H237V143H238V141H240ZM4 142H6L7 140H3ZM8 141V142H9ZM15 141V140H14ZM70 141V140H69ZM69 141H68V143H69ZM73 141V140H72ZM72 141H71V143H72ZM75 141L76 140H74V143H75ZM156 141V140H155ZM186 141V140H185ZM185 141H183L186 145H187V143L185 142ZM221 141H223V140H221ZM228 141V140H227ZM249 141V142H248ZM252 141H250V140H247V142L250 144V145H252ZM4 142H3V145H4ZM16 142V141H15ZM24 142V141H23ZM62 142V141H61ZM60 142V143H61ZM67 141H65V143H66ZM78 142H80V141H78ZM78 142H76L77 144H79ZM85 142V141H84ZM90 142V141H89ZM88 142V143H89ZM121 142V141H120ZM154 142V141H153ZM160 142V141H159ZM164 142H166V141H164ZM176 144H177V142L176 141H174ZM181 142V141H180ZM204 143V146H203V143ZM206 142V143H205ZM216 142H217V140H216ZM234 142V141H233ZM252 142V143H251ZM2 143V142H1ZM0 143V144H1ZM18 143V142H17ZM16 143V144H17ZM26 143H27V141H26ZM64 143V142H63ZM71 143H69L70 145H71ZM87 143V142H86ZM87 143V144H88ZM90 143H92V142H90ZM89 143V144H90ZM115 143V142H114ZM122 143V142H121ZM120 143V144H121ZM157 143V142H156ZM169 143V142H168ZM210 143H214V142H210ZM218 143V142H217ZM223 143V142H222ZM241 143V142H240ZM9 145L11 144V143H8ZM62 144V143H61ZM76 144V145H77ZM83 145H84V143H82ZM86 144V145H87ZM120 144H119V147L121 148V146H122V144H121V146H120ZM183 144V143H182ZM188 144V145H189ZM208 144V143H207ZM224 144H225V141H224ZM234 144V143H233ZM9 145H7V147L9 146ZM18 145L20 146V143H18ZM63 145H65V144H62V146ZM70 145H67V146H70ZM73 145H75V144H73ZM82 145V146H83ZM86 145H84L83 147L84 148H86L87 146ZM147 145V144H146ZM186 145H184L185 147H186ZM189 145V146H190ZM210 145V144H209ZM221 145V144H220ZM223 145V144H222ZM240 145V144H239ZM238 145V147H237V151H241V152H243V151H245V152H243L244 154L246 153V151H247V146L246 145H248L247 143H246V145H241V146H239ZM249 145V146H250ZM5 146V145H4ZM4 146H2V148H0V149H3L4 151L7 149V152L6 153H10V149H8L7 147H6V149L5 148H3ZM12 146V145H11ZM11 146H10V148H11ZM24 146V145H23ZM32 146V145H31ZM45 146V145H44ZM48 146V145H47ZM67 146H64V147H67ZM77 146H79V145H77ZM81 146V145H80ZM79 146V148H81ZM86 146V147H85ZM158 146V145H157ZM175 146V145H174ZM178 146V145H177ZM179 146H181V145H179ZM183 146V145H182ZM184 146H183V148H184ZM188 146V147H189ZM229 146H231L232 147V144L231 145H229ZM228 146V147H229ZM248 146V147H249ZM14 147V149H12L14 152H16L17 151V149H16V151H15V146H13ZM24 147H26V146H24ZM34 147V146H33ZM46 147V146H45ZM60 147V146H59ZM88 147H90V145L88 146ZM93 147H94V145H93ZM172 149H174V147H173V144H172ZM176 147V146H175ZM206 147V148H205ZM219 147V146H218ZM224 147V146H223ZM230 147V148H231ZM20 148V147H19ZM31 148V147H30ZM50 148V147H49ZM62 148V147H61ZM74 148H75V146H74ZM74 148H72V150L74 149ZM78 148V149H79ZM95 148V147H94ZM158 148V147H157ZM177 148V147H176ZM180 148V147H179ZM179 148H177V150L179 149ZM182 148V147H181ZM182 148V149H183ZM192 148V147H191ZM190 148V149H191ZM235 148V147H234ZM46 149H47V147H46ZM45 149V151L47 152L48 150H46ZM70 149H71V147H70ZM90 149V148H89ZM144 149V148H143ZM155 149V148H154ZM168 149V148H167ZM189 149V150H190ZM232 149V148H231ZM239 149H241V150H239ZM1 151L0 152V165L1 164H3L5 161V159H6V157H8L5 153H2V152H4V151ZM18 150H20V149H18ZM31 150V149H30ZM60 150H62V149H60ZM68 150V149H67ZM75 150V149H74ZM81 150V149H80ZM80 150H79V152H80ZM85 150L86 149H84V152H85ZM117 150V149H116ZM122 150V149H121ZM165 150V149H164ZM175 150V152L177 151L176 149H174ZM184 151H185V149H183ZM193 150V149H192ZM195 150V151H196ZM228 150H230V149H228ZM9 151V152H8ZM12 151V152H13ZM28 151H29V149H28ZM42 151H44V150H42ZM93 151V150H92ZM120 151V150H119ZM119 151H117V152H119ZM132 151V150H131ZM168 152V154H170V150L168 149L167 150ZM180 151V150H179ZM236 151V152H237ZM249 151H248V153H249ZM12 152L10 153V154H12ZM13 152V154H15ZM20 153L22 152V151H19ZM36 152V151H35ZM49 152V151H48ZM116 152V153H117ZM160 152H162V153H160V157L162 158V156H161V154H163V151H160ZM178 152V151H177ZM181 152V151H180ZM187 152H189L188 150H186V155H185V153H184V155L185 156H188L187 154H189V153H187ZM192 152V151H191ZM220 152H221V154H220ZM230 152H234V150L232 149V151H230ZM236 152H234V153H236ZM27 153V152H26ZM43 153V152H42ZM75 153V152H74ZM73 152H72V154H74ZM90 154H91V152H89ZM88 153V154H89ZM165 153V152H164ZM172 154H175V153H173V151L171 152ZM194 153V152H193ZM238 153V152H237ZM25 154V153H24ZM23 154V155H24ZM30 154V153H29ZM66 154V153H65ZM68 154V153H67ZM86 154V153H85ZM87 154V155H88ZM148 154V153H147ZM159 154V153H158ZM196 154V153H195ZM195 154H192V155H194L195 156ZM199 154V155H198ZM229 154V152H227V156H229L228 155ZM233 154V153H232ZM264 154V153H263ZM22 155V154H21ZM20 155V157L19 158H21L22 156ZM32 155V154H31ZM37 155V154H36ZM45 156H46V154H44ZM64 155V154H63ZM76 155V154H75ZM75 155H73V157L75 156ZM87 155L85 156V157H87ZM146 155V154H145ZM144 155V156H145ZM165 155V154H164ZM167 155V154H166ZM171 155V154H170ZM178 155V154H177ZM176 155V156H177ZM242 155V154H241ZM240 155V156H241ZM254 155V154H253ZM255 155H257V154H255ZM254 155V156H255ZM259 155V154H258ZM11 156V155H10ZM9 156V157H10ZM16 156V155H15ZM15 156H13L14 157V160H15V162L18 164L17 166H19L20 167V169H18V168H16V166L14 165V164H16V163H14V164H9L8 163V161H9V159H8V161H7V159H6V163H8V164H3L2 166H1V168H0V227H2L3 228V226H5L6 228H7V226H9V223L10 222H12V221H21V224L19 225V229H21V232L23 233V237H24V239H23V241H19V242H17V244L15 245V246H10L9 245V247H7L6 249H5V251H7L8 253H10L11 254V256H13L14 257V260L17 262L16 264H25L24 263V261H26V260H23L24 258H26V257H24V255L26 254H24L23 255V253L21 254H19V251L22 249V247L23 248H27V250L28 251H30V252H32L33 254H34V264H88L89 263V261H92V264H99V262H101L102 263V261H103V259L100 261V259H99V257L100 256H102V255H105V254H107L108 252V250L111 248L110 246H108V250H107V247L106 248H104L103 246H98V244H96L95 245V242H94V244L92 243V244H90L91 243V241L93 242L94 240H92V239H90V238H93L92 236L88 239L87 237H86V235H87V233H89V231L87 232V229H89V227H90V224L93 222L92 221V216L94 215V214H96V215H98L99 214V211L98 212H96L97 210H98V207L97 206H99V204H97V205H93L92 207H88V208H83L81 205H79V204H76L74 207H70V208H68L69 206L67 205V203H66V200H67V198H66V196L64 195V193H61V194H59V196H55L54 194H52V193H50V192H43V191H41V190H39L36 186H32L31 185V183L29 182V180L27 179L28 178V175H25V174H22V173H24V172H22L21 173V171L23 170V165L25 164L23 161L25 160V158L23 157L22 159H23V161H21L18 157H15ZM26 156V155H25ZM51 156H53V155H51ZM50 156V157H51ZM67 156V155H66ZM77 156H79V155H77ZM141 156H143V155H141ZM144 156H143V158H144ZM148 156V155H147ZM158 156V155H157ZM156 156V157H157ZM168 156V155H167ZM174 157V158H177V157ZM181 156V155H180ZM227 156H225V157H227ZM250 156V155H249ZM248 156V157H249ZM253 156V157H254ZM12 157V158H13ZM27 157V156H26ZM54 157H56V156H54ZM58 157V156H57ZM56 157V158H57ZM68 157V156H67ZM83 157V156H82ZM90 157V156H89ZM121 157H123V156H121ZM165 157V156H164ZM183 157V156H182ZM190 157H192V156H190ZM189 157V159H190V161H191V159L192 158H190ZM197 157V158H198ZM235 157V156H234ZM247 157V156H246ZM28 158V157H27ZM34 158H35V156H34ZM62 158V157H61ZM101 158V157H100ZM142 158V157H141ZM170 158H172V157H170ZM180 158V157H179ZM194 158H196V157H194ZM236 158V157H235ZM242 158V157H241ZM259 158V157H258ZM58 159V158H57ZM76 159V156H75V158H74V160ZM78 159H81V158H78ZM114 159V158H113ZM113 159L111 160L110 159V161L112 162L113 161ZM167 159H168V157H167ZM167 159H165V161L167 160ZM182 161H183V159L182 158H180ZM230 159V158H229ZM250 159V158H249ZM14 160H12V161H14ZM48 160H50L49 158H48ZM53 160H54V158H53ZM53 160H51L52 162H54ZM63 160H64V158H63ZM84 160H86V158H84ZM93 160V159H92ZM106 160V159H105ZM123 160V159H122ZM124 160H125V158H124ZM135 160V159H134ZM140 160V159H139ZM169 160H171V159H169ZM173 160V159H172ZM175 160V159H174ZM185 160V159H184ZM262 160H264V159H262ZM18 161V162H17ZM56 161V160H55ZM68 161H69V157H68ZM75 161H77V160H75ZM96 161V160H95ZM109 161V162H110ZM116 161V160H115ZM115 161H114V163H115ZM142 161V160H141ZM148 161V158H147V160H146V162ZM154 161V160H153ZM162 161V160H161ZM177 161H178V159L176 160V163L174 164V165H176L177 164ZM180 161V160H179ZM178 161V162H179ZM182 161H180V163H182ZM187 161V160H186ZM186 161H184V162H186ZM189 161V162H190ZM228 161H232V160H228ZM11 162V161H10ZM60 162V161H59ZM65 162V161H64ZM80 162H81V160H80ZM79 162V163H80ZM84 162V161H83ZM103 162V161H102ZM137 162H139V161H137ZM166 162H170V161H166ZM174 162V161H173ZM173 162H171L172 164H173ZM183 162V163H184ZM255 162V161H254ZM261 162H263V161H261ZM260 162V163H261ZM24 163V164H23ZM72 163V162H71ZM74 163V162H73ZM72 163V164H73ZM82 163V162H81ZM85 163V162H84ZM107 163V167H108V162H106ZM119 163V162H118ZM117 163V164H118ZM128 163V162H127ZM157 163V162H156ZM179 163V164H180ZM182 163V164H183ZM187 163V162H186ZM192 163V162H191ZM252 164H251V166L253 165V160H252V162H251ZM49 164H50V162H49ZM54 164H56V162H54ZM76 164V163H75ZM77 164H78V162H77ZM105 164V163H104ZM151 164V163H150ZM167 164V163H166ZM195 164V163H194ZM232 164V163H231ZM255 164V163H254ZM13 165V166H12ZM57 165H58V163H57ZM69 165V164H68ZM80 165V164H79ZM82 165V164H81ZM115 165V164H114ZM119 165H120V163H119ZM139 165H140V162H139ZM184 165H185V163H184ZM183 165V167L185 168V166ZM189 165V166H190ZM234 165V164H233ZM237 165V164H236ZM250 165V164H249ZM257 165L258 164H256V167H257ZM28 166V165H27ZM51 167H52V165H50ZM54 166V165H53ZM59 166V165H58ZM65 166V165H64ZM74 166H77V165H74ZM112 166V165H111ZM116 166V165H115ZM121 166V165H120ZM143 166V165H142ZM160 166V165H159ZM162 166V165H161ZM178 166H180V165H178ZM186 166H187V164H186ZM239 167H240V165H238ZM250 166V167H251ZM261 166V165H260ZM49 167V166H48ZM78 167V166H77ZM82 167V166H81ZM84 167V166H83ZM110 167V166H109ZM118 167V166H117ZM136 167V166H135ZM140 167V166H139ZM143 167H145V164H144V166ZM154 167V166H153ZM156 167V166H155ZM167 167H170V166H166V168ZM181 167V166H180ZM180 167H178V169L180 168ZM183 167H181L182 168V170H183ZM231 167H232V165H231ZM238 167V168H239ZM242 167V166H241ZM102 168V167H101ZM120 168V167H119ZM123 168V167H122ZM121 168V169H122ZM141 168V167H140ZM146 168V167H145ZM251 168H253V167H251ZM250 168V169H251ZM263 168V167H262ZM26 169H27V167H26ZM63 169V168H62ZM65 169V168H64ZM75 169V168H74ZM84 169V168H83ZM105 169V168H104ZM109 169H111V168H109ZM126 169H128V167L126 168ZM142 169V168H141ZM151 169V168H150ZM153 169V168H152ZM151 169V170H152ZM173 169H174V167H173ZM246 169V168H245ZM249 169V168H248ZM249 169V170H250ZM259 169H261V168H259ZM65 170H67V168L65 169ZM82 170V169H81ZM101 170V169H100ZM108 170V169H107ZM112 170V169H111ZM114 170V169H113ZM132 170H133V167H132ZM135 170V169H134ZM140 170V169H139ZM154 170V169H153ZM165 170L166 169H164V172H165ZM185 170V169H184ZM186 170H187V167H186ZM185 170V171H186ZM233 170V171H232ZM235 170H237V172L239 173H243L242 175H241V177L239 178H237L236 177V175L235 176H233L234 174V171ZM26 171V170H25ZM54 171V170H53ZM74 171V170H73ZM72 171V172H73ZM83 171V170H82ZM109 171V170H108ZM128 171V170H127ZM155 171V170H154ZM157 171H159V170H157ZM178 171H180V169L178 170ZM178 171H177V173H178ZM184 171V173H186ZM263 172H264V170H262ZM48 172V171H47ZM64 172V171H63ZM75 172V171H74ZM114 172V171H113ZM112 172V173H113ZM133 172V171H132ZM153 172V171H152ZM161 172H163V170L161 171ZM166 172H168L167 170H166ZM173 172V171H172ZM183 172V171H182ZM198 172V173H199ZM261 172V171H260ZM28 173V172H27ZM52 173V172H51ZM59 173V172H58ZM69 173V172H68ZM100 173V172H99ZM103 173V172H102ZM125 173V172H124ZM128 173V172H127ZM134 173V172H133ZM137 173V172H136ZM140 173H141V171H140ZM139 173V174H140ZM143 173H144V171H143ZM158 173V172H157ZM169 173H170V171H169ZM187 173H189L188 171H187ZM186 173V174H187ZM198 173H196V174H198ZM206 173V175H208ZM249 173V172H248ZM262 173V172H261ZM28 174H33V172L32 173H28ZM74 174V173H73ZM109 174V173H108ZM130 174H131V171H130ZM146 174V173H145ZM165 174V173H164ZM172 174V173H171ZM246 174V173H245ZM251 174V172L249 173V175ZM20 175H22L21 177H20ZM23 175H25V176H27V177H24ZM52 175V174H51ZM58 175V174H57ZM56 175V176H57ZM104 175V174H103ZM110 175V174H109ZM109 175H107V178L109 179L111 176H109ZM113 175H115V174H113ZM148 175V174H147ZM146 175V176H147ZM161 175H163V173L161 174ZM173 175V174H172ZM171 175V177L169 178V180H165V185H166V187H167V184L168 183H175V179L173 178V176ZM176 175V174H175ZM180 175H182V178H184L183 176L185 175V174H181L180 173ZM231 175L233 176V177H231ZM239 175V174H238ZM31 176V175H30ZM53 176V175H52ZM59 176H60V173H59ZM109 176V177H108ZM118 175H116L115 176V178L117 177ZM127 176V175H126ZM133 176V175H132ZM131 176V177H132ZM134 176H137V174L136 175H134ZM142 177L144 176V175H141ZM141 176H139V177H137V178H140L141 179ZM164 176V175H163ZM167 176V175H166ZM178 176V175H177ZM196 177H198L199 179H201V178H203V177H199V176H197V175H195ZM203 176V175H202ZM17 177V179H15ZM70 177V176H69ZM73 177V176H72ZM76 177H77V175H76ZM113 177V176H112ZM185 177H187L186 175H185ZM252 177V176H251ZM257 177V176H256ZM259 177V176H258ZM62 178V177H61ZM71 178V177H70ZM69 178V179H70ZM75 178V177H74ZM100 178V177H99ZM98 178V179H99ZM104 178H105V176H104ZM107 178H106V180H107ZM127 178V177H126ZM178 178V177H177ZM182 178H180V179H182ZM188 178V177H187ZM187 178H185V179H187ZM193 178V177H192ZM195 178V177H194ZM261 178H263V176H261ZM72 179V178H71ZM78 179V178H77ZM112 179V178H111ZM117 179V178H116ZM116 179H115V181H116ZM128 179V178H127ZM134 179H135V177H134ZM160 179V178H159ZM164 179V178H163ZM189 179V178H188ZM34 180V179H33ZM37 180V179H36ZM101 180V179H100ZM104 180V179H103ZM118 180V179H117ZM126 180V179H125ZM130 180H132V179H130ZM158 180V179H157ZM192 180H194V179H192ZM111 181V180H110ZM119 181H120V179H119ZM124 180L122 179V181H120V182H122V183H119L118 182V184H117V188H116V190H117V192H116V190H115V187L111 184V186H113L114 187V189L113 188H111V192H112V189H113V192H116L117 193V195L115 194H113L112 196H113V198H115V196H116V200H115V203H116V201H117V204H116V207H123L124 205L126 206V207H129V209L130 210H125L124 212L126 213L127 211H131L129 214H133V215H135V217L136 218H139L144 212H145V208H147V204H145V203H143V200H142V202H140V204L138 205V208L139 209H136V207L135 208H133L132 207V200H134L135 199V197L134 196H136L135 194H136V192H135V194H134V190L136 189V190H138L136 187H134L135 186V184H133V182H135V181H133L132 183L131 182H129L128 183V181L126 182V183H124L123 182ZM142 181H144V180H141V182ZM156 181V180H155ZM160 181V180H159ZM159 181H158V183H159ZM177 181V180H176ZM191 181V180H190ZM190 181H188L189 182V184H190ZM196 181H197V179H196ZM199 181V180H198ZM202 181V180H201ZM107 182H108V180H107ZM182 182V181H181ZM185 183H186V180L184 181ZM187 182V183H188ZM192 182V181H191ZM263 182V181H262ZM33 183V182H32ZM48 183V182H47ZM51 183V182H50ZM104 183V182H103ZM111 183H113V182H111ZM146 183V182H145ZM194 184H195V182H193ZM260 183V184H259ZM54 184V183H53ZM73 184V183H72ZM71 184V185H72ZM107 184V183H106ZM115 184V183H114ZM138 184V183H137ZM137 184H136V186H137ZM140 184H142V183H140ZM139 184V185H140ZM161 184V183H160ZM159 184V185H160ZM172 184V185H173ZM176 184V183H175ZM189 184L186 186V187H188L189 186ZM200 184V183H199ZM204 184V183H203ZM44 185H45V183H44ZM49 185V184H48ZM61 185H63V184H61ZM65 185V184H64ZM80 185V184H79ZM116 185V184H115ZM134 185V186H133ZM156 185V184H155ZM163 185V184H162ZM46 186V185H45ZM53 186V185H52ZM81 186V185H80ZM79 186V187H80ZM98 186H101V185H98ZM103 186V185H102ZM102 186L100 187V190H101V188H102ZM145 186V185H144ZM148 186H150V185H148ZM170 186V185H169ZM176 186V185H175ZM180 186V183H179V185H178V187ZM191 186H192V184L190 185V187H188V188H191ZM213 186V185H212ZM65 188H66V186H64ZM68 187H70V186H68ZM83 187V186H82ZM109 187V186H108ZM133 187H134V189H133ZM138 187H141V186H138ZM153 187V186H152ZM156 187V186H155ZM155 187H154V189H155ZM158 187H160V186H158ZM162 187V186H161ZM173 187V186H172ZM177 187V186H176ZM198 187V186H197ZM104 188H105V186H104ZM110 188L108 189V190H110ZM157 188V187H156ZM203 188V187H202ZM202 188H200V189H202ZM207 188V187H206ZM60 189V188H59ZM72 189V188H71ZM78 189H80V188H78ZM82 189V188H81ZM99 189V188H98ZM141 189H143V188H141ZM140 188H139V190H141ZM144 189H145V187H144ZM159 189V188H158ZM168 189V188H167ZM170 189V188H169ZM175 189V188H174ZM211 189V188H210ZM157 190V189H156ZM175 190H177V189H175ZM174 190V191H175ZM64 191V190H63ZM103 191H104V189H103ZM144 191V190H143ZM155 191V190H154ZM164 191V190H163ZM171 191V190H170ZM200 191V190H199ZM110 191H108V193H109ZM139 192V191H138ZM137 192V195H139L141 192H139L138 193ZM168 192V191H167ZM189 192H190V190H189ZM202 192V191H201ZM204 192H205V190H204ZM203 192V193H204ZM54 193V192H53ZM101 193V198H102V200H104V201H106L107 203H108V201L110 202L111 200H109V197H108V193H107V191L106 192H100ZM210 193V192H209ZM224 193V192H223ZM81 194H83V193H81ZM90 194V193H89ZM111 194V193H110ZM152 194H154L153 192H152ZM201 194V193H200ZM205 194V193H204ZM224 194V195H225ZM64 195V196H63ZM67 195V194H66ZM87 195V194H86ZM168 195V194H167ZM203 195V194H202ZM211 195V194H210ZM82 196V195H81ZM85 196V195H84ZM158 196V195H157ZM86 197V196H85ZM133 197H134V199H133ZM138 197V196H137ZM139 197H140V195H139ZM157 198V197H156ZM200 198V197H199ZM204 198V197H203ZM221 198V197H220ZM87 199V198H86ZM94 199V198H93ZM111 199V198H110ZM148 199V198H147ZM193 199V198H192ZM84 200V199H83ZM113 200V199H112ZM136 200V199H135ZM134 200V201H135ZM137 200H139V198L137 199ZM136 200V201H137ZM223 200V201H224ZM69 201V200H68ZM80 201H81V199H80ZM87 201V200H86ZM96 201H99V200H96ZM95 200H94V202H96ZM140 201V200H139ZM147 201V200H146ZM222 201V202H223ZM75 202V201H74ZM77 202V201H76ZM75 202V203H76ZM93 202V201H92ZM112 202V201H111ZM145 202V201H144ZM225 202V203H226ZM33 204L34 205V208H32V210L34 209V213H35V216H34V220L32 219H26V217H21V215H23V209L25 208H27V206L28 205H30V204ZM69 203V202H68ZM75 203H73L72 204V206L75 204ZM82 203V202H81ZM101 203V202H100ZM137 203V202H136ZM71 204V203H70ZM134 204V203H133ZM220 204V203H219ZM227 204V203H226ZM101 205V204H100ZM107 205V204H106ZM111 205V204H110ZM109 205V206H110ZM114 205V204H113ZM150 205V204H149ZM215 205H216V202H215ZM55 206H57L56 208H55ZM68 206V207H67ZM104 206V205H103ZM115 206V205H114ZM134 206V205H133ZM155 206V205H154ZM157 206V205H156ZM214 206V205H213ZM223 206V205H222ZM226 206V205H225ZM224 206V207H225ZM59 207V208H58ZM86 207V206H85ZM101 207V206H100ZM105 207V206H104ZM150 207V206H149ZM153 207V206H152ZM216 207L217 206H215V209H216ZM219 207V206H218ZM228 207V205L225 207V208H227ZM53 208H55L56 210H53ZM107 207H105L104 209L105 210H107L106 209ZM113 208V207H112ZM112 208H111V210H112ZM124 209H125V207H123ZM100 209V208H99ZM104 209H103V211H104ZM109 209V208H108ZM128 209V208H127ZM148 209V208H147ZM155 209H157V208H155ZM154 209V210H155ZM220 209V208H219ZM233 209V210H232ZM119 210H123L122 208L120 209H116V212L118 213V211ZM153 210V211H154ZM184 210H185V208H184ZM216 210H218V208L216 209ZM221 210V209H220ZM223 210L224 209H222V211H220V212H222L223 213ZM41 211H43V212H46L45 213V216H43V217H40L39 215V213L41 212ZM113 211V210H112ZM115 211V210H114ZM113 211V212H114ZM151 210H149L148 211V214H149V212H150ZM230 211V212H231ZM100 212H102V211H100ZM115 212V213H116ZM121 211H119V213H120ZM123 212V211H122ZM124 212L122 213V215L124 214ZM229 212V211H228ZM229 212V213H230ZM234 212V211H233ZM235 212V213H236ZM106 213H108V211L106 212ZM109 213H110V211H109ZM112 213V212H111ZM116 213V214H117ZM118 213V214H119ZM154 213V212H153ZM157 213V212H156ZM116 214L114 215V214H111V215H114V216H116ZM128 214V213H127ZM126 214V215H127ZM128 214V215H129ZM145 214L146 213H144V216H145ZM227 214V213H226ZM231 214H233V213H231ZM237 214V213H236ZM106 215V214H105ZM104 215V216H105ZM108 215V214H107ZM107 215H106V217H107ZM125 215V214H124ZM132 215V216H133ZM150 215V214H149ZM230 215V214H229ZM228 215V216H229ZM37 216V218H35ZM72 216V217H71ZM76 216L78 217H81V220H80V224H78V229L79 230H81V232H80V234L81 233H86V235L84 236H82V234L80 235L79 233H77L78 235H80V237H83V238H81V239H83L81 242H74V250L73 251H70L71 250V247H70V245L68 246V248H70V250L68 251V253H69V255L67 256V255H64V257L63 256H61V255H63V253L64 252H66V250H68V248H66V246H65V244L67 243L66 241H65V239H62L61 237H59L60 239L59 240H56L57 238V235L56 236H54L53 235V237H55V238H53V237H51V239H49V238H43L42 236H41V234L43 233H53V232H58L57 230H59V226L61 225L62 226V224H66V221H67V219H70V217L71 218H73V217H75L76 218ZM119 216V215H118ZM147 216V215H146ZM150 216H152V214L150 215ZM154 216V215H153ZM216 216V215H215ZM223 216H225L224 214H223ZM239 216V215H238ZM237 216V217H238ZM39 217V218H38ZM95 217H97V216H95ZM112 217V216H111ZM110 217V218H111ZM120 217H121V215H120ZM130 218H131V215L129 216ZM134 216H133V218H135ZM194 217H197V216H194ZM232 217V216H231ZM236 217V218H237ZM126 218V217H125ZM128 218V217H127ZM155 218V217H154ZM153 218V219H154ZM218 218V217H217ZM93 219H94V216H93ZM96 219H98V218H96ZM112 219H113V217H112ZM120 219V218H119ZM143 219H147V217L146 218H143V215H142V220ZM151 219V218H150ZM150 219L148 218V220L150 221ZM157 219V218H156ZM238 220H241L240 219V217L239 218H237ZM107 220V219H106ZM122 220V219H121ZM130 219L128 218V220H125V221H129ZM139 220H141V217H140V219ZM141 220V221H142ZM152 220V219H151ZM198 220H199V218H198ZM198 220H197V222H198ZM232 220V219H231ZM236 220V219H235ZM234 220V221H235ZM237 220V221H238ZM135 221H138V220H136L135 219ZM140 221V222H141ZM202 221V220H201ZM223 222V220H220V224L219 225H224L225 223H223V224H221L222 222ZM28 222H30L29 224H31L32 226V230H30V229H28L29 227H27V223ZM96 222H97V220H96ZM118 222V221H117ZM121 222V221H120ZM130 222V221H129ZM139 222V223H140ZM145 222V221H144ZM144 222H142L141 224L143 225V223ZM151 222V221H150ZM154 222V221H153ZM164 222V221H163ZM197 222H195V223H197ZM212 222V221H211ZM215 222V224H217V222H216V220L214 221ZM227 222H229V221H227ZM126 223V222H125ZM136 223V222H135ZM139 223H138V225H139ZM156 223V222H155ZM171 223V222H170ZM174 223H175V221L173 222V224L172 225H174ZM186 223V222H185ZM193 223V222H192ZM199 223V222H198ZM202 223V222H201ZM219 223V222H218ZM231 223H233V222H231ZM230 223V224H231ZM234 223H236V222H234ZM239 223V222H238ZM115 224V223H114ZM128 224V223H127ZM151 224V223H150ZM154 224V223H153ZM164 224V223H163ZM184 224V223H183ZM189 224V223H188ZM228 224V223H227ZM237 224V223H236ZM240 224V223H239ZM68 226L67 227H69V224H67ZM93 225H94V223H93ZM100 225H101V223H100ZM152 225V224H151ZM150 225V226H151ZM155 225H158V223L157 224H155ZM170 226H172L171 224H169ZM175 225L177 226V224L175 223ZM199 225V224H198ZM60 226V227H61ZM71 226V225H70ZM124 226V225H123ZM129 226V225H128ZM140 226V225H139ZM159 226H161L162 227V225H160L159 224ZM159 226H157V227H159ZM167 226H168V224H167ZM175 226V227H176ZM224 226H226L225 228H227V225H224ZM229 226V225H228ZM4 227V228H5ZM93 227V226H92ZM102 226H100V227H98L97 226V228L99 229V228H101ZM105 227V226H104ZM127 227V226H126ZM153 227V226H152ZM164 227V226H163ZM179 227H181L180 226V224H179ZM223 227V226H222ZM235 227V226H234ZM239 227V226H238ZM71 228V229H70ZM69 229L71 230V232H73L72 230L74 229L73 228V226L72 227H70ZM73 228V229H72ZM96 228V229H97ZM103 228V227H102ZM101 228V229H102ZM133 228V227H132ZM131 228V229H132ZM137 228V227H136ZM178 228V227H177ZM184 228V227H183ZM188 228V227H187ZM232 228H233V226H232ZM240 228H241V226H240ZM94 229V228H93ZM139 229V228H138ZM173 229L174 228H172V231H173ZM186 229V228H185ZM195 229H197L196 227H195ZM220 229V228H219ZM228 230H230V228H227ZM235 230H236V228H234ZM160 230H161V228H160ZM188 230V229H187ZM201 230V229H200ZM233 230V229H232ZM78 230H76V231H74L73 233H75V232H77ZM92 231V230H91ZM99 231V230H98ZM140 231H141V229H140ZM175 231V230H174ZM186 231V230H185ZM209 231V230H208ZM240 231V230H239ZM93 233H94V231H92ZM146 233H147V231H145ZM150 232V231H149ZM182 232V231H181ZM211 232V231H210ZM223 233H222V236H223V234L225 233L224 231H222ZM232 232V231H231ZM234 232V231H233ZM91 233V232H90ZM89 233V234H90ZM98 233V232H97ZM103 233V232H102ZM135 233H137V232H135ZM184 233V232H183ZM182 233V234H183ZM193 233V232H192ZM220 233V232H219ZM218 233V234H219ZM228 233V235H229V232H226V234ZM236 233H237V231H236ZM236 233H235V235H236ZM42 234V235H43ZM88 234V236H90ZM113 234V233H112ZM139 234V233H138ZM148 234V233H147ZM151 234V233H150ZM216 234H217V230H214V232H211L210 234H208L207 236H208V238L209 239H214V237L216 236ZM217 234V235H218ZM221 234V233H220ZM220 234H219V236H220ZM231 234V236H232V234L233 233H230ZM64 235L66 236V234L64 233ZM92 235V234H91ZM95 234H93V236H94ZM98 235V234H97ZM132 235V234H131ZM144 234H142V235H140L141 237L143 236ZM146 235V234H145ZM188 235H190V234H188ZM45 236V235H44ZM51 236V235H50ZM132 236H134V234L132 235ZM139 236V235H138ZM139 236V237H140ZM150 236V239H151V237H153V235H149ZM155 236V235H154ZM46 237H47V235H46ZM84 237H86L88 240H84ZM95 237H96V235H95ZM110 237H112V236H110ZM135 237V236H134ZM144 238L146 237V236H143ZM184 237V236H183ZM188 237V236H187ZM189 237H192V236H189ZM225 237V236H224ZM229 237H230V235H229ZM233 237V236H232ZM63 238H64V236H63ZM154 238H156V237H154ZM154 238H152L153 240H154ZM186 238V237H185ZM196 238V237H195ZM204 238V237H203ZM207 238V239H208ZM228 238V237H227ZM122 239V238H121ZM137 239V238H136ZM146 239V238H145ZM151 239V240H152ZM159 238H157V240H158ZM166 239V238H165ZM181 239V238H180ZM183 239V238H182ZM223 239V238H222ZM63 240L66 242H63ZM100 242H101V240L100 239H98ZM98 240H95L96 241V243H98L97 241ZM103 240V239H102ZM119 240V239H118ZM124 240V239H123ZM141 240H143V239H141ZM152 240V241H153ZM179 240V239H178ZM184 240L185 239H183L182 240V245H183V243H184ZM188 240H190L189 238H188ZM204 240V239H203ZM239 240V239H238ZM237 240V241H238ZM246 240V239H245ZM106 240H104V243L106 244V245H108V244H110V243H107V242H109V241H106ZM151 241V242H152ZM160 241H162V239L160 240ZM159 241V242H160ZM166 241V240H165ZM169 241V240H168ZM191 241V240H190ZM236 241V242H237ZM70 242V241H69ZM121 242V241H120ZM141 242V241H140ZM146 242V241H145ZM145 242H144V244H145ZM154 243H155V241H153ZM193 242V241H192ZM205 242V241H204ZM203 242V243H204ZM65 243V244H64ZM73 243V242H72ZM104 243H103V245H104ZM126 243V242H125ZM136 243V242H135ZM134 243V244H135ZM154 243H152L153 244V246L155 245ZM158 243V242H157ZM162 243H164L163 241H162ZM168 243V242H167ZM178 243V242H177ZM187 243L189 244V242L187 241ZM195 243V242H194ZM199 243V242H198ZM224 243V242H223ZM246 243V242H245ZM102 244V243H101ZM133 244V245H134ZM149 244H151L150 243V241H149ZM166 244V243H165ZM180 244V243H179ZM234 243H232V245H233ZM242 244V243H241ZM23 245V246H22ZM92 245V246H91ZM95 245V246H94ZM105 245V246H106ZM132 245V246H133ZM164 245V244H163ZM167 245V244H166ZM191 245H193V244H191ZM203 245V244H202ZM237 245V244H236ZM64 246H65V248H64ZM113 246V245H112ZM126 246V245H125ZM135 246V245H134ZM145 246H146V244H145ZM152 245H151V247H153ZM160 246H161V243H160ZM159 246V247H160ZM185 246V245H184ZM190 246V245H189ZM194 246V245H193ZM195 246H196V243H195ZM244 246V245H243ZM136 247V246H135ZM156 246H154V248H155ZM159 247H158V249H159ZM172 247V246H171ZM174 247V246H173ZM172 247V248H173ZM177 247V246H176ZM191 247V246H190ZM242 247V246H241ZM25 248V249H26ZM148 248H149V246H148ZM178 248V247H177ZM182 248V247H181ZM184 248H186V247H184ZM192 248V247H191ZM190 248V249H191ZM196 248V247H195ZM205 248H207V247H205ZM235 248V247H234ZM234 248H233V250H234ZM244 248V247H243ZM63 249H66V250H64L63 251V253L61 254V250H63ZM115 248H113V250H114ZM162 249H164V248H162ZM174 249H175V247H174ZM174 249H170V250H174ZM208 249V248H207ZM236 249H237V246H236ZM240 249V248H239ZM238 249V250H239ZM242 249V248H241ZM241 249L239 250L240 252H243V251H241ZM112 250V249H111ZM130 250V249H129ZM136 250V253H137V249H135ZM134 250V251H135ZM150 250V249H149ZM153 250V249H152ZM154 250H156V249H154ZM166 250H167V248H166ZM164 251L165 252V254H166V252L167 251ZM169 250V251H170ZM176 250V249H175ZM175 250H174V252H175ZM178 250H180V248L178 249ZM177 250V251H178ZM205 250V249H204ZM4 251V252H5ZM133 251V250H132ZM157 251H161V247H160V250H157ZM177 251L175 252V256H177L176 254H177ZM194 251V250H193ZM196 251V250H195ZM195 251L192 253V255L195 253ZM200 251H202V250H200ZM21 252V251H20ZM120 252V251H119ZM128 252V251H127ZM127 252H124V253H122V254H127ZM131 252V251H130ZM139 252V251H138ZM143 252V251H142ZM162 252H163V250H162ZM173 252V253H174ZM186 252V251H185ZM184 252V253H185ZM205 252V251H204ZM238 252V251H237ZM6 253V252H5ZM29 253V252H28ZM67 252L66 253H64V254H68ZM112 253V252H111ZM133 253V252H132ZM135 253V254H136ZM148 253H150V252H148ZM172 253V252H171ZM172 253V254H173ZM180 253V252H179ZM202 253V252H201ZM231 253H234V252H231ZM244 253V252H243ZM32 254V255H33ZM61 254V255H60ZM112 254H114V252L112 253ZM125 254V255H126ZM139 254V253H138ZM145 254V253H144ZM159 254L160 253H158V258L161 256V255H164L165 256V254H161L160 256H159ZM172 254H170L169 253V255H172ZM188 254V253H187ZM189 254H190V252H189ZM205 254H206V252H205ZM229 254V253H228ZM245 254V253H244ZM19 255H21V258H23L22 260H21V258H20V256ZM22 255H23V257H22ZM118 255V254H117ZM116 254H114L113 256L115 257L116 256V259L117 260H113V261H111L110 262V264H121L120 263V260L118 261V256H117ZM124 255V256H125ZM133 257H134V254H131ZM155 255H157V253L155 254ZM168 254L166 255V257H167V259H168V256H169ZM181 255V254H180ZM196 255V258L198 257L197 256V254H195ZM203 255V254H202ZM220 255V254H219ZM222 255H224V254H222ZM226 255V254H225ZM233 255V254H232ZM239 255H240V253H239ZM27 256V255H26ZM65 256H67V257H65ZM110 256H111V254H110ZM110 256H109V258H110ZM112 256V257H113ZM123 256V257H124ZM164 256H161L162 258H160V259H165V257ZM172 256H174V255H172ZM179 256V255H178ZM177 256V257H178ZM194 256V255H193ZM204 256V255H203ZM207 256V255H206ZM206 256H204V257H206ZM238 256V255H237ZM236 256V257H237ZM241 256V255H240ZM239 256V257H240ZM29 257V256H28ZM138 257H139V255H138ZM138 257H137V261H139L140 260V257H139V260H138ZM148 256H146L144 259H146V261L145 262H147V258ZM154 257V256H153ZM164 257V258H163ZM176 257V258H177ZM180 257V256H179ZM177 258V260L178 259H180V258ZM186 257H188V256H186ZM211 257V256H210ZM213 257V256H212ZM221 257V256H220ZM232 257H234V256H232ZM248 257V256H247ZM31 258V257H30ZM29 258V259H30ZM107 258V257H106ZM125 258H129L127 255L125 256ZM135 258H136V255H135V257L134 258H132V259H134L135 260ZM150 258H151V254H150ZM156 258V256L154 257V259ZM171 258V256L169 257V259ZM192 258V257H191ZM199 258V257H198ZM197 258V259H198ZM207 258V257H206ZM238 258V257H237ZM255 258V259H256ZM28 259V258H27ZM112 259H115V258H110V260H112ZM173 259H175V257L173 258ZM172 259V260H173ZM183 259V258H182ZM188 259V258H187ZM244 259V258H243ZM248 259V258H247ZM251 259H252V257H251ZM108 260V259H107ZM133 260V261H134ZM135 260V261H136ZM177 260L175 261V263L177 262ZM191 260H193V259H191ZM199 260H200V258H199ZM205 260V259H204ZM204 260H201L202 262H200V264H204ZM207 260H209V259H206L205 261H206V263L208 264V262H207ZM215 260V259H214ZM214 260H212V262H214ZM219 260V259H218ZM228 260V259H227ZM232 260H235V258L233 259L232 258ZM32 261H33V259H32ZM115 261L117 262V263H115ZM132 261V262H133ZM152 261H153V259H152ZM155 261H156V259L154 260V262L153 263H155ZM165 261V260H164ZM167 261V260H166ZM195 261H196V259H195ZM225 261V260H224ZM238 261H239V259H238ZM241 261V260H240ZM30 262H31V260H30ZM104 262V261H103ZM126 262V261H125ZM130 262V261H129ZM167 262H172V263H174L173 261H167ZM189 262H192V261H189ZM230 262H231V260H230ZM127 263V262H126ZM139 263V262H138ZM137 263V264H138ZM141 263H143V262H141ZM152 262H151V259H150V264H151ZM182 263H184L185 264V260H183V262ZM194 263V262H193ZM216 263V262H215ZM233 263V262H232ZM234 263H236L235 261H234ZM233 263V264H234ZM254 263V262H253ZM0 264H14V263H5V262H3V261H0ZM28 264H29V262H28ZM30 264H32V263H30ZM124 264V263H123ZM128 264H132V263H128ZM133 264H136V263H133ZM140 264V263H139ZM146 264V263H145ZM156 264H158V263H156ZM192 264V263H191ZM217 264V263H216ZM228 264V263H227ZM238 264H239V262H238ZM247 264V263H246ZM250 264V263H249Z\"/></svg>","mask_w":264,"mask_h":264}]
</instances>
